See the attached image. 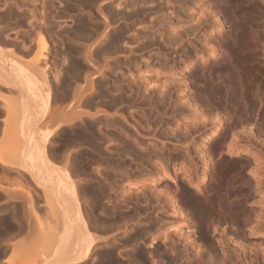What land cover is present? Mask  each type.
Segmentation results:
<instances>
[{
    "label": "rangeland",
    "instance_id": "1",
    "mask_svg": "<svg viewBox=\"0 0 264 264\" xmlns=\"http://www.w3.org/2000/svg\"><path fill=\"white\" fill-rule=\"evenodd\" d=\"M9 1L11 2L12 0H9ZM22 1L18 0L19 4ZM24 1L27 2L28 5ZM24 1H23L24 3L23 2L21 3V5L22 6L25 5L24 8L26 7L27 9H29V10L31 9L32 10V11L30 10L31 12L25 11L27 13L26 18L24 19V20H26V22L29 21L31 19V17H32L29 14H31V13L33 14V12L35 13V11L38 14L37 9H39V8H42V11H43V8L46 7L47 9L44 8V9H46V10H44L46 12L43 11L44 13H47V11L50 9V7L52 9L54 8L53 10L54 11L56 10L57 12H58V10L59 11H62V10L64 11V8H65V11L61 12V15H57V14H60V12L59 13L56 12V15H55V12L52 11L51 9H50V11H48V14L50 12L49 15H51V18H49L50 17L49 15H47V16L44 15L45 16V20H47L45 26L47 27V26H49L51 24L50 27H54L55 28L54 30H52V28L48 27L50 30L54 31L53 32L54 35L46 27H44V29L46 28L47 29L46 31L49 34H47L45 32V30L43 31V33H45L44 34L45 36L49 35V36H47V37H49L48 39L52 38L53 39L52 41H54V42L57 41L58 42V45H56L57 42L56 43L53 42L54 43L53 46H55V48L53 47L54 51L52 52V55L54 57V55L57 54V53H55V50H56V52H58V54H61V55L65 54L64 56H66L67 53H69L68 51H67V53H65L66 50L71 47V46L64 47V46H66V45H64L66 43V41H67V43L68 42L70 43V41H71V43L69 45L72 44L77 49L80 48V46L82 44H84V45H86V47H84L82 45L84 48H88L89 47L90 49H88V50L92 49L91 51H93L95 46H97V44H99V42H98L99 41V37H100L99 33L101 31V25H103V22H104L103 21L104 19H102L103 16L101 15V13L99 11L98 6H101V5L105 6L106 4L109 3L110 9H111V6H112V9L114 8L113 9L114 11H117L119 9L118 12H120V10H122L124 8L121 11L122 13L121 12L119 13L121 15V14L127 13L129 11V10H127L128 7H126L124 5V2L127 1L129 3V1L131 2L132 0H126V1L125 0H95L94 1V3L92 5L93 6L95 5L94 9L99 11V12L97 13L98 14L97 15L96 14L97 11L95 12V10L93 9V13H91L90 16H92V14H93V16L94 15L95 16L91 17V22L92 23L93 22L94 23H98L100 25V29L94 31L95 36H96V37L94 36L96 38V40L94 42H96V43H92L93 42L92 40H93L94 37H92L93 36V33H92L93 30L92 31L89 30L90 27H88L87 31L88 30L91 31L92 34L89 31H88L89 33H86V34H85V32H87V31H85L84 34H82V33L81 34H76L75 31H77V29L73 28V26H76V28L79 27L81 18H83V16L86 17V15H87L86 19L88 18V14L90 12H92V10H90L92 5L90 7H88V10H87V7H86L85 10L81 9L84 13L87 11L85 13L86 14L85 15L81 10L75 9V6H76V8L79 7V1L80 0H78V1L77 0L76 1L75 0L74 1L73 0H50V2H48L49 0H47V2H46V0L45 1L44 0L43 1L42 0H24ZM41 1L45 2V3H48V5H46L45 3L42 4ZM103 1H104L105 5L103 4ZM112 1L115 2V5H112V4H114ZM119 2H122L123 5H122V3L120 5H117ZM144 2H147V4L145 3L147 5V7H146L147 9L145 8L146 5H143ZM144 2L141 4V7L143 6L145 8V9L142 8L144 13L139 15L138 17L136 15H134L135 17L133 18V16H131L132 18L130 19V18H128L130 16H128L127 18L130 19V20H128L126 17H121V19H127L128 21L127 20H121L120 18L119 19L116 18L118 20V22H117V20L115 21L114 17H113V19H111V22H112V24H113V26L115 28H120L122 26L125 27V25L127 26V24H128L126 29H127V31H130V32H128V33L126 32L127 34H125V36L123 37L124 38L123 40H125V41L121 40V41L118 42L120 44L116 43V45H114V47H112L111 50L104 51L100 55H95V57H96V59L98 61L102 60L101 61L102 65L100 64L101 65L100 67H103L102 69L104 71L107 70V71H105V74H100L99 75V73L102 71V70H100L101 68H99V67H98V69L100 71L97 70V72H96L97 67L95 66L96 65L95 63H97V65L99 66V62H96L97 60L94 57V60H95L94 64L95 65L92 66L93 69H91V70L94 71V69L96 68L95 72L93 74L96 73L95 75H97V73H98L97 79H96V77H93V75L89 76V78L91 77L92 79H95V81H97V80L99 81L98 82L99 84L95 83V85H98V86L102 85V86H100V88L103 90V92H101L103 95H101V93H100L101 89H99V87H97V89L93 93L95 95H92L93 97L90 96L91 100H93L92 98L95 99V101L93 100V103H92V105H94V106H92L90 108L92 111L90 109H88V110L91 111V112H94V109L97 106H98L97 108H99L100 104H101L100 108L99 109L96 108L95 110H101V109H104L107 106V108H105V110H103L104 112L101 111L102 113L100 114L101 115L100 119L98 118V120L94 121L95 125L98 124V125H96V127L98 126L97 133L101 135V136L100 135L98 136L99 143H100V141L103 142V140L105 139L104 140V144L102 143L104 145V147L100 146L101 143H100V145L98 144V146H100V150H102L101 152H103V153H101L100 151L99 152L101 153V155L105 154V156L104 155H102V156L96 155V158L100 157V159H98V158H97V160L94 159L90 163H95L98 166H96L94 164H91L92 168L91 167H89V169L86 168L88 171L85 169L87 172L84 171V170L82 171V174L84 172H86V174L84 173L85 174L84 178L82 177L83 175L80 174L81 177H76L75 179L80 184V188H81L80 192H81V190H84L83 191L84 193H85V191L86 192L88 191L87 194H89V196L90 195L94 196V193L95 192L98 193V191H99V194H96L94 196V199L92 198V200H91V198L86 196V193H85V195H83L84 193L81 192L82 196H83V201L86 200V202L82 201V206L84 205L83 209L85 210V208L88 209V208L91 207V209H89V210H91L90 212H92L90 218L95 216V217H93L95 219L92 218V220L94 221V220L97 219L96 223L99 220L100 224L98 223V225H100V226L103 223V225H102L103 229L107 228V229H105V231L108 230V227H107L108 225L112 224L111 226L113 227V224L116 223L115 224L116 227L114 226V228L116 230H112L113 231L112 232L111 229H114V228L109 226L110 230L106 231L104 233L102 228H98L99 229L98 233H99V231L103 232V233L100 232L101 235H103V236H99L100 239L102 238V240H103L102 242L103 243L98 242L100 247H99L98 244L95 245L96 247H94V254L97 252L98 248H100L99 251L101 250L100 253L102 252L103 249L106 250L107 253H106V251L103 250V252H102L103 255H100V253L98 251V253H96L95 257H94L96 259V261L92 257V259L90 258V259L86 260L87 262L86 261L85 262H86V264H89L88 262L90 260H92V261H90V264L94 263V261H95L94 264H101L99 262L100 259L98 261V259L96 257V256H98V258L102 257V260H101L102 264H103V261L105 263L109 264L108 263L109 260H110V264H116L115 263L116 259H114V258L117 256V261L116 262H118V260H119V262L117 264H119L120 262H121L120 264H122V262H124V264L125 263L128 264V262H130V264H131L132 260H133L132 264H137L139 261L142 263V262H144V260H145V262L142 263V264H145V263L146 264H187V263H190V262L195 264V262L197 260L196 258H198V256L195 257L193 255L194 253H196V252L192 251L194 246H192L190 244L193 241L194 244H196V243L198 244V247H199V244H201L200 245V249L202 250V254H203L202 257H204V258L206 257L205 258L207 260L206 264H213V263L218 264V259H220L221 257L220 256L217 257V255L214 256L215 253L213 251H215V250H212V247L210 248V245L212 243L215 244V245H218L219 239H222L221 237H223V235L225 234L224 233L225 231L222 232V230L225 229V228L228 229L229 227L233 228L234 224L223 222L221 219H219L220 214H215V213L213 214V213L208 212L209 210H207V207L205 206L206 202L203 201L204 190L205 189L209 190L211 187H213L217 183L216 181H218L220 178L222 179V181L224 179H226V178H227V180L228 179L230 180V178H232L231 181L234 180L233 177L237 173V170L239 168H240L239 171H240L241 175L243 173L247 177H249L251 182H252V180L255 181V182H253V185H254V183L256 185H258L257 183L261 179L264 180V177L260 176L263 173V171H264V169H262V167L264 166L263 165L264 164V154L262 152H259L258 150H257V152H256V150H254L253 153L252 152L251 153L250 152H246L245 149L246 148H250L248 145H244L243 149H240L241 151H239V152H235L234 150H230V151L227 150L226 148L223 147L222 139H220V138H222L220 134H221V131H222L224 125H225L224 124L225 121H222V122L216 124L215 126L214 125L211 126V121H213L212 119H215L214 117H216L217 119L214 120V122L215 121L217 122V120L219 119L218 117L219 116L220 117L223 116L224 114H222V113H225L226 110H229L231 106L229 104L230 102H229V98H227L228 95L226 94L225 88L224 87H219V85L216 86V84H215V86L213 85L215 87V88H213L212 84H214V83H211V82L207 81L206 78L203 79L204 76H205V74H203V73L205 71H207V69L209 68L208 66H211V65H214V64L216 65L218 63V61L220 60V56L217 55L218 51H216L217 50L216 49L217 45H216L215 41H216L217 36H220V34H222V33L225 34V35L229 34L228 36H230V33L231 34H233V33L236 34L237 33V31H235V32L232 31L233 30V25H235V24L232 25L231 22L234 23L233 22L234 19L231 20L232 17L230 16L231 19H230V17H228V21L227 22L224 21V19H223L224 18L223 11L215 9V7L217 5L215 2H217V0H170V1L169 0H153V1L151 0V3H153V5L150 4V3L148 4V2H150V1H144ZM49 3L50 4L53 3V6H51L52 4L50 5ZM19 4H18V6L21 7V5H19ZM38 4H40V5H38ZM63 4H64V7H62ZM65 4H67L66 7L70 6V8L68 7L69 9L67 8V10H66ZM73 4H74V6H73ZM77 4H78V6H77ZM213 4H215V5H213ZM0 5L2 6L3 2H1ZM42 5H44V7H41ZM151 5L153 7H154V5H156L155 8H154L155 11H154V9H152ZM113 6H115V7H113ZM116 6H121V7L117 8V10H115ZM34 7L36 8V10H35ZM58 7H59V9H58ZM262 7H263L262 4L257 6L255 8L256 10H253L251 12V15L248 17V20H249V24L251 25V27L254 30H256L257 33H259L260 35L264 36V12H263V8ZM61 8H63V9H61ZM80 8H81V6H80ZM102 8H104V7H102ZM102 8H101V11H102ZM125 8H126V10H125ZM212 8H213V10H212ZM74 9L77 10V11H75ZM128 9H130V7ZM69 10H72V12L69 11ZM103 10H105V9H103ZM144 10L145 11L148 10V11L145 12ZM51 11H52V14L55 15V17H53L54 15L51 14ZM219 11H222V13H220ZM94 12H95V14H94ZM211 12H213V13H211ZM105 13H106V10H105ZM65 15H67V16H65ZM80 15L81 16L83 15V16L81 17ZM100 15H101L102 18L99 19ZM38 16H39V14L35 15V17H37V18H38ZM71 16L73 17V19H77V22L75 20H73ZM76 16L78 18H80V19L75 18ZM190 17L192 18L193 22L190 21V19H191ZM37 18L33 19L34 22L36 20L37 21L39 20V18L38 19ZM27 19H29V20H27ZM101 19H102V21H101ZM153 19H154V21H153ZM48 20L51 21V23ZM56 20L59 21V23L56 22ZM112 20H114V22ZM150 20H151V22H150ZM182 20H184V21L186 20V23H188V24L185 25L186 23L184 21H182ZM188 20L190 21V24H189V22H187ZM229 20H230V22H229ZM198 21H200V22L202 21L200 27H198L197 29L196 28L193 29L192 26ZM99 22L100 23L102 22V24H100ZM115 22H117V24H116L117 26L114 25ZM149 22H150V24H149ZM169 22H171L172 24L169 23ZM180 22H182V23H180ZM48 23H49V25H48ZM119 23L122 24V25L120 26ZM183 23H185L184 26H188L189 25V27H190V25H192L191 28L185 27L186 28V31H185L186 33L184 32V29L179 30L178 29L179 27L176 28V29H178L177 31H181V33L183 31V33H182L183 36L182 37L184 38V40H183V38L180 37L181 38V42H180V41L177 40V39H179V37H175L178 43L175 41V38L172 41L173 37L176 34H175V32H170V31L168 32V28H169L168 26H171V25L173 26L174 24H175L174 26H176L178 24H180L178 26H182ZM10 24H12L11 21H10ZM54 24L55 25H59L60 24V27L57 26V29H56ZM112 24L110 23L111 26L109 25L107 27L106 31L107 30L113 31V29H115V28H113ZM24 25H25V23H24ZM24 25H22V26H24ZM147 25H149V26H147ZM24 27L26 28L28 26H24ZM24 27H20V28H24ZM163 27H164V29H163ZM8 28H6V30H4V32L6 31L10 35L11 33H9V31H7V29L11 30L10 32H12V36H13V34L15 36L16 34L13 33L12 29H15L17 27L10 25ZM62 28H64V31L61 30ZM67 28H69V29L71 28L72 30L71 29L69 30ZM145 28L146 29L148 28L149 30H151V32H148L149 31L148 29H147V31H145L146 30ZM152 28H153L154 31L156 29L159 30L158 28H160L161 29L160 31H157V30L156 31L160 34L161 37H158L159 35L157 33L155 35V37L152 38L151 37V35H152L151 33L154 32L152 30ZM189 29H191L190 32L192 34L190 32H188ZM56 30H59V31H56ZM65 30L67 31V33L65 32ZM143 30H144V33H143ZM163 30H167V31L163 32ZM70 31H72L71 34L73 33L74 36L71 35V37H70V34H69ZM132 31L134 33H131ZM29 32H31V31H29ZM56 32H57V34L61 33L62 35L60 34L59 35L60 37H58ZM135 32H138V33L140 32L141 34L139 33L140 34L139 35L138 33H135ZM145 32L147 33V39L150 40L151 42L150 41H146L147 39L144 38L143 34H145ZM226 32H228V33H226ZM36 33L37 32L35 31V33L33 34V35H35V38H36V36L39 35V34L36 35ZM65 33L67 35L69 34V36H67ZM148 33L150 34V36H149ZM169 33H170V36L175 34L173 37H170L172 42L169 40L170 39L169 38ZM184 33L185 34H187V33L189 34L190 33V35H187L185 37ZM17 35L19 37V36H21V33H19V34L17 33ZM76 35H78V36L82 35V36L80 38V36L78 37ZM234 35H231L230 37H232ZM62 36L64 37L63 39H62ZM138 36H142L144 39H142L141 37H139L140 38L139 39ZM65 37H66L67 40L65 39ZM133 37H134V39H133ZM150 37L152 38V40H155L154 42H156V43L153 42V44H152V40H151ZM82 38H84V40H85L84 42L85 43H83V39ZM137 38H138V40H137ZM187 38L190 39V40H186ZM77 40H79V41H77ZM80 40H81L82 43L80 42ZM143 40H145V41H143ZM168 40H169V42H168ZM62 41H63L64 44L62 43ZM73 41L75 42L76 45L73 44L74 43ZM108 41L109 40L104 42L102 45H99L98 47L103 49V46L107 45ZM126 41H128V42L130 41V42L129 43L127 42V44H125L124 42H126ZM174 41L176 43H174ZM204 41H207L208 44L204 43ZM77 42H79V43H77ZM131 42H133V43H131ZM141 42L143 43V45L140 47ZM121 43H124V44H121ZM147 43H149V44H147ZM91 44H92V48L90 47ZM213 44H214V47H211ZM117 45H119V46L123 45L124 47L123 46H120V47L124 51L121 48L119 49V46H117ZM144 45H147V47L144 46ZM204 45H206V46H204ZM73 46H72V48H73ZM143 46L146 47V48H144ZM129 47H130V49H129ZM131 47L134 48V51H133L134 53L131 51ZM206 47L208 48V50H207ZM210 47L213 48V49L210 50ZM204 48L206 49V51H205ZM80 49H78V50L80 51ZM78 50H77V52H74V54H77V55H75V59H76V57H79L81 59V61L87 66L86 68L89 69V67H88L89 63H87V61L85 62V60H82V58H85L84 56H82V55H84V53L82 52L83 48L81 49L82 51H80V53L82 52L83 54L82 53L80 54L78 52ZM86 50L84 51L85 53L88 51V50L87 51ZM117 50H119V51L121 50V51L120 52L118 51L119 53L115 52ZM135 50H137V51H135ZM62 52H64V53L62 54ZM213 52H215V53H213ZM114 53H117V54H114ZM132 54H133V56H132ZM61 55H55V56H57V57H55V59H58V57L60 58V59H58V60H61L60 63L63 62L62 61L63 59H61V57H63V56H61ZM81 56H82V58H81ZM100 56H102L101 60L99 59ZM80 59H78V61H76V62L82 63L81 61H79ZM68 60H66V62L64 64L62 63V66L60 64L61 68L63 67V65L68 64L67 63ZM103 61H104V63H103ZM213 62H215V63H213ZM60 66L58 68H56V69H52V71L55 70L54 72L58 73V74H59V71H61V70L64 72L63 68L61 69ZM204 66H207V67L204 68ZM71 67H72V65H71ZM74 67H75V70L78 68L76 65H74ZM58 69H60V70H58ZM56 70H57V72H56ZM62 71L60 72L59 76L61 74L63 75ZM106 72H108V73H106ZM51 73L53 74V72H51ZM201 73H202V76H201ZM81 74H82V76H81ZM127 74H130V75H127ZM55 75H57V74H55ZM55 75H53V76L55 77ZM62 75L60 77H58V75H57L55 78L58 77V78L61 79ZM79 75L80 76H78V77H80V78L78 80V77H77V82L80 81L79 83L82 84V85L80 84V86L83 87L85 85L86 81L88 82V79L86 77H84L85 75H84L83 71L82 72L80 71ZM103 75H104V78H103ZM116 75H118V76H116ZM133 76H134L135 80L132 78ZM65 77H67V76L65 75ZM99 78H100V80H99ZM140 79L143 80V81H141ZM84 80H85V82H84ZM127 80L130 82V83L129 82L128 83L131 84V86L133 85L131 87V92H129V90H130L129 89V84L126 85ZM131 80H132V83H131ZM136 80H137V82H135ZM204 80L207 81V82H205ZM101 81H104V82L102 83ZM112 81H114V82H112ZM146 81H147V83L151 84L150 86L148 85L149 86L148 90H147V88L144 87L145 86L144 82H146ZM120 82L124 86L120 85ZM116 83H117V85H116ZM208 83H211V85L210 84L208 85ZM49 84H50V82H49ZM118 84L120 85V87H117ZM86 85H87V83H86ZM86 85L84 87H86ZM103 85H105L104 88H102ZM115 85H116L117 88H120L118 93H117V90L114 91L116 89V88H114ZM49 86H50V89L52 90L51 85H49ZM125 86H128V87H125ZM3 87L4 86H1L0 90L5 91V92L7 91L8 93L10 92V93H13V94L16 92V90H14V89L13 90L12 89L9 90V88H7V87L3 88ZM122 87H123V89H121ZM133 87L135 89H137V88L138 89L135 90ZM157 87H159V88H157ZM113 88H114V90H113ZM125 88H128V91H126ZM107 90H108V92H107ZM158 90H159V93H160V91L164 90L165 94L164 95H162L163 93L159 94ZM132 91H133V93H132ZM199 91L203 92V94L199 93ZM204 92H206V94L208 92H210V96H208L209 93L207 94V96H205L206 94ZM50 93L52 94V91ZM108 93H109L110 97L108 96ZM136 93H138V94H136ZM167 93L170 94L171 97L169 96V98H171V99L167 100V97H168V95L166 97ZM200 94L204 96V102H206L207 104L209 102H211V103L208 104V106H210V108H204L203 109L201 106H198L197 104H195L197 102V100L195 101V99L197 98L196 96H199ZM127 95H129V96L127 97ZM95 96L97 97V99L95 98ZM98 96H101V97L103 96V97L102 98H100V97L98 98ZM104 96L105 97L108 96V97L105 98ZM111 96H112V98H111ZM123 96L126 97V99H123ZM163 97H164V99L165 98L166 99L164 100ZM207 99H210V101L209 100L207 101ZM109 100H110V102H108ZM117 100H119L121 102H118ZM96 102L99 103V104H96ZM108 103H109V105H107ZM197 103H199V101ZM103 104H106V106L103 105ZM115 104H116V106H115ZM95 105H97V106L95 107ZM102 105L104 106L103 108H101ZM199 105H200V103H199ZM211 108H213L214 111ZM206 109H208V110L210 109V110L208 111ZM47 111L45 112V114H43L44 118L50 113L49 112L50 111V107H49V109ZM211 111H213V112H211ZM209 112H211V113H209ZM53 114L54 113H52L51 115H53ZM216 114L217 115L220 114V115L217 116ZM43 117H42V119H44ZM109 117H111V119H109ZM8 119H9L8 122H13V121L16 120L15 118H11V117L8 118ZM42 119H41V121H42ZM108 119H109L110 122H112V125L110 124ZM106 121L111 126L109 124H107V123L103 124ZM115 121H116V123H114ZM176 122H178V123H176ZM102 124H103V126H102ZM176 124H178V125H176ZM40 125H42V124H40ZM216 126L217 127L220 126V127L217 128ZM41 127H43V125ZM100 127H102L101 131L99 130V129H101ZM109 129H110V131L112 130L113 133H114V130H115V133L117 132V134L114 133V135H115L114 139L112 138L113 137V133L110 132ZM215 129H216L217 132H215ZM110 133L112 134V136H110L111 135ZM116 135H118L117 136L118 138L116 137ZM119 136L121 137V139L118 141L116 139H119L120 138ZM100 137H102L101 140H100ZM115 137H116V139H115ZM111 139L114 140V141H112ZM108 140H109V142H108ZM110 140H111V142H110ZM219 140H220V142H219ZM93 142L94 141H92V144H91L92 147L90 145L86 144V143H84V144H86V146L82 144L81 147H80V150L82 151V149H83V150L87 151V149L90 148V147H91V149L95 150L94 148L95 147L97 148V145L93 147V145L95 143V142L94 143ZM105 142H107V143H105ZM122 142L125 143V145ZM261 142L262 141L260 139L256 142L258 147L261 145ZM121 143L123 144V148L126 146L125 149L127 151H128L129 148L131 149V151L129 149L130 153H129V151H128V153H125L127 151L121 147L122 146ZM220 143H221V146L220 145L218 146V144H220ZM87 145L90 146V147H88ZM118 145L120 147H117V149L121 148L123 150L118 149V151H117L116 150V146H118ZM130 145H132L133 148H132V146L129 147ZM217 146L220 147V148L223 147V150H222L221 154L223 156L225 155V158L223 157L222 160H226L227 158H229V160H230L231 158H233V159L230 160L231 162L228 159L226 161L218 160L221 154L219 153L220 152L219 151L220 148H218ZM101 147L102 148L106 147L105 148V149H107L106 152L103 151L105 149H101ZM113 147L115 148V151H113L114 150ZM110 148L112 150H110ZM216 148H217V150H216ZM120 150H121V153L123 152L122 154L119 153ZM112 151L114 153L117 152V153L114 154V156H116V154L118 156V153H119V156L123 155V157H119V156L117 158L114 157L112 155L113 153H111ZM132 151H133V153H135L133 156L130 155V154H133V153H131ZM82 152H84V151H82ZM255 152H256V156L259 155L260 153H262V154H260L258 157H256V156H253L255 154ZM110 153H111V155H110ZM9 154L10 153H8L7 155H9ZM7 155L5 153V158L6 159H7V157H6ZM137 155L141 159V160L139 159V161H140L139 163L137 161V158H139V157H137ZM154 155H157L159 157L161 156L160 159L156 156L157 161L160 160V162H161L159 164V167L155 166L156 164H158V162L155 160L156 158H155ZM141 156H143V158ZM150 156L153 157V159L156 161V163H155V161H153L155 164L153 162H151L152 158ZM260 156H262V157H260ZM9 157L10 158H12V157L14 158V156H12V157L9 156ZM112 157H114V158H112ZM149 157H150L149 160L146 159V158H149ZM107 158L108 159L112 158L111 159L112 161L108 160ZM220 158H222V157H220ZM242 158L243 159L245 158V159L243 160ZM255 158H257V159H255ZM114 159L115 160L118 159V160L116 162H114L115 161ZM246 159H247V162H245ZM14 160H15V158H14ZM95 160L97 162H95ZM120 160H122V161H120ZM143 160H144V163L141 162ZM240 160L243 161V162L240 163L241 162ZM101 161L103 162V164L105 162H108L109 164L106 163V164L103 165L101 163ZM145 161H146V163H145ZM213 161H215V162L222 161V162L220 164H219V162L215 163L216 164L215 165ZM227 161H228V165H227ZM236 161L237 162L239 161L240 167H238V163ZM10 163L12 164V162H10ZM10 163H8V164H10ZM13 163L15 164L16 161L13 162ZM119 163H120V165H119ZM123 163H124V166L122 165ZM176 163H177V165L179 164L180 168H179V170H177V174L175 176V175H172L173 174L172 171L175 170ZM224 163H226V164H224ZM246 163L247 164L251 163V164H250V166H247L246 169H245V167H243V169H242L241 168L242 167L241 164L242 165L245 164L244 166H246L247 165ZM8 164H7V167L9 166ZM107 164H108V166L112 165V164L115 165V166L112 165L113 169H114V167L115 168L118 167V170L114 169V171H113V169H111L112 168L111 166H109L111 168H108V166L106 167ZM144 164H145V166H144ZM146 164H147V167H146ZM212 164L214 166H212ZM217 164H218V166H217ZM1 165L2 164H0V168L1 169L4 168V170H5V171L2 170V172L3 171L6 172L10 167H12L13 169H16L14 166H9L7 168L6 165H2V166ZM101 165H103V166L99 167ZM219 165H221L223 167L221 168V166H219ZM234 165H236V167ZM160 166H162V167H160ZM226 167H228V168L230 167L229 170H228V174H227L228 176H226L225 174H220L221 172L225 173V171H227ZM237 167H238V169H237ZM162 168H164L166 170V171L164 170L165 173L163 172ZM158 169H159V171H157ZM160 169H162L161 173H160V171H161ZM241 170H242V172H241ZM18 171L23 173V175L27 174V176L31 178L30 180L32 181V184L23 182L22 181V177L23 176L20 177L22 175L21 173H18V175L19 174H21V175L15 177V175H17V173H15L16 171H13V170L7 171V172H9V175H6L7 172L4 173L5 177H7V179L5 177L1 178V177H3V175H1L0 176V213L7 212L10 208H13V209H15V207H16V209L18 208L17 211L19 210L18 212L20 213V215L13 216L14 219L12 221H14L15 223L18 221V223H19L18 225L19 226L16 225L14 222H12V226L14 228H16L15 226H18V227H20V229H22V228L25 227V223H27L28 226H29V229H30V225L32 223H36L37 224V239L35 241H29L28 244L25 243V244H23L21 246H18V245L14 244L10 252H9V249L7 247H5V245H0V264H3V263L6 264L5 260L8 259V258H11L13 260L14 264H16V263L17 264H40L42 262L41 261L42 259L48 258V254L43 256L42 253H44V250L45 251H48V250L52 251V249H54L56 247L54 245V242L56 243V239H57L56 236H58V237L60 236L59 235L60 232L58 231V226L61 223L60 220H59L60 219V215L58 216V214H60L59 213L60 211L57 212L58 214H56V217L52 215L53 213H56L55 211H58L60 208H58V206H56L58 208V210H57L56 207H55L56 204L53 205L54 207L53 206L49 207V204L52 203V200H51V202L49 201L50 202L49 204H48V200H45L46 198L44 200L47 201V202H45L43 200L45 195L42 194V191L44 193L45 190L42 187H39L41 190L38 187H36L35 182H33L34 179L32 178V176L29 173H27L26 171L21 170V169H19ZM89 171H91L92 174L91 173L89 174ZM233 172H234V174H233ZM13 173H15V174H13ZM162 173H164L166 176L163 175ZM203 174H205V175H203ZM86 175H91V176L86 177ZM162 175H163V177H162ZM167 175H168V177H167ZM222 175H224V176H222ZM152 176H153V178H152ZM242 176H244V175H242ZM173 177H174V179H173ZM186 177L187 178L190 177L189 178L190 180L188 181V179ZM218 177H220V178H218ZM78 178H79V180H78ZM107 178H109V180L111 182L108 181ZM191 178H192V180H191ZM217 178H218V180H217ZM221 179H220L219 182H221ZM120 180H122V181H120ZM124 180H125V182H123ZM128 180H129V184L133 186V188H132L129 185L130 186V187H128L129 190L131 188L134 189L135 188L134 186L138 187L139 182H140V192H143V190L141 191L142 187L146 191L145 193L143 192L144 193L143 196L145 197V199L142 196L143 193L139 192V188H138V191L135 190V189L134 190H130V191L131 192H135V193L137 191L138 192L137 194H139L140 198L138 197L137 194H135V195L131 194L130 191H129L130 193H128V195L125 194L126 192H128V188H127ZM112 181L114 182V184H112L114 186H111V183H113ZM191 181H192V183H191ZM100 182H102V183H100ZM85 183H86V185H85ZM120 183L122 184V186H124L126 184L124 186V189L122 188V186L120 187V185H119ZM141 183L142 184L145 183V184L141 185ZM163 183H165V184H163ZM229 183H231V182H229ZM100 184L101 185L104 184L103 186H101L102 188L100 187ZM161 184H162V186H161ZM166 184H168V185H166ZM191 184H193V185H191ZM196 184H197L198 187L195 186ZM90 185H92V187ZM164 185H165L164 190H161V189H163ZM170 185H172V186H170ZM86 186H88V187H86ZM97 186H99L98 189L96 188ZM215 186L213 187L214 189L211 188L212 190H209V191L216 193V191H218V190H216L217 189V185H215ZM104 187L107 188L106 191L110 192V194L107 193L106 191H104L105 190ZM166 187L169 188V189H167L168 191L171 190V189H174V190L176 189L175 193H174L173 190H171L172 193H169L170 192L169 191L168 192L169 194H168L167 192H165V191H167ZM172 187H174V188H172ZM254 187H255V185L252 187L253 189L250 188L251 189V192L249 190L250 194L248 193L249 199H252V200H250L249 204L251 206L253 205L254 209L258 212L259 210L262 209V207H261L262 204L261 203H263V202H261V201H264V191L261 192V189H256ZM100 188H101V190L104 189L103 190L104 192L100 191L99 190ZM159 188H161L160 189L161 194L164 191L165 195L167 193V195H169L170 197L169 196H165L164 194H163L164 196L162 195V197H161V194H158V192L160 193ZM32 189H34V190H32ZM120 190H122V191H120ZM125 190H127V191L123 192ZM1 191L4 194L1 193ZM28 191L30 192V194L32 193V197H33V195H34V197L37 196L38 201H37V199H35L36 197L35 198L33 197L30 200H26V199H29L28 198L29 196L27 195ZM39 191H41V193H39ZM93 191H94V193H93ZM89 192H91L92 194L89 193ZM119 192H120V194H119ZM151 192L153 193L154 197L156 196L155 195L156 193L158 194L157 195L158 198L160 196L159 199H157V196H156V198H152L151 200L154 199L152 202L154 203L156 200H159L161 203L159 201H156L154 204H152L150 202L151 201L150 198L153 196V195H150V194H152ZM16 193H19V195H20L19 197L20 198L14 197V195H16ZM106 193H107V195L109 194L107 198L105 197V195H103L104 199L103 198H98V197H103L102 194H106ZM41 194L44 195V197H42ZM100 194H101V196H99ZM124 194L127 197L129 195L130 196L132 195L133 197L135 196V198L133 199L132 196H131L130 198H127V199H130L128 201L126 200V197H125V199L124 198H119L118 199L119 195L122 197V196H124ZM188 194H190V196H187ZM218 194H219V191H218ZM218 194L216 195V198H217V196L218 197L220 196V194L219 195ZM145 195H147V196H145ZM148 195H149V197H148ZM93 196H90V197H93ZM109 196H111V197L113 196V197L111 198ZM86 197L89 198V199H87ZM146 197H148L147 200H146ZM166 197H169V198L167 199ZM188 197L189 198L192 197V198H194V200H192V198H191V200L188 199V201H187L186 198H188ZM108 198H109L108 201L111 200L110 202H107ZM137 198H139L140 200L137 199ZM33 199H34V201H36L37 204H31V205H29V207H26L25 205L30 204L29 201H31ZM98 199H100V200H98ZM135 199H137L139 201L135 202ZM195 199H196V201H195ZM90 200H91V202H90ZM93 200H94V202H93ZM97 200L99 202L100 201L103 202L105 200L103 202V203H105V205L102 204V203H98ZM118 200L120 201L119 202L120 204L123 202L122 200H125L124 202L127 201L128 203L127 202L126 203L123 202L126 205H124L122 203L123 206H126V207L121 209L120 207H123V206L119 205V204H116L114 206L115 207L114 208L112 206V204L114 205L115 204L114 202L115 201L117 202ZM143 200H145V202ZM170 200L174 201V203L176 202V204L174 205L175 207H173V204L171 203ZM34 201L33 202L31 201V203H35ZM43 201L45 202V204H44ZM141 201H143V202H141ZM191 201H192V203H191ZM92 202L94 204L95 203L100 204L103 209L100 206H99L100 208L99 207L98 208L95 207V206H98L96 204H95V206L91 205ZM138 202H141V203H138ZM148 202H150V203H148ZM158 202L161 205H158ZM24 203H26V204H24ZM53 203H55V202H53ZM107 204H109L111 208L113 207V209L110 208L111 210H113L112 211L113 212V216L110 213H108V212H110V210H109V207H108L109 205L107 206ZM171 204H172V206H170ZM45 205H47L48 208H46ZM117 205H119L120 207L117 206ZM30 206H31V209H30ZM106 206L108 207L109 211L105 210L107 208ZM19 207H20V209H19ZM32 207H33V209H32ZM94 207H95V209H97L98 213H97V211H95ZM40 208H45L47 210V212H48V215L44 216V217L42 215H40L38 213V209H40ZM52 208H53V211H52L53 213H51V210H50ZM29 209L32 210L33 213H32V211L29 212L28 211ZM132 209L133 210L136 209V210H140V211H134L133 212ZM174 209H176V210H174ZM99 210H100V212H99ZM102 210H104V211L102 212ZM116 210H117V212L120 211V213H118L117 216L119 214H120V217L123 216L122 219L118 216L121 220L118 219V217H116V213H117ZM122 210H123V212H122ZM105 211L107 212L106 214H105ZM35 212H37V213H35ZM124 212H125V217L128 215V217H126V219L128 218L127 220L124 219L125 218L124 217ZM114 213H115V217L116 218L114 217ZM121 213H122V215H121ZM34 214L36 215V217H38V216L39 217L36 218L34 216ZM102 214H103V216L105 218L101 216ZM107 214H110V216L107 215ZM129 215L132 216V217H130ZM263 215L264 214H262L261 216H263ZM107 216L110 219V221L107 218ZM17 217H18V219H17ZM112 217L115 218V219H113ZM103 218H104V220H103ZM15 220H17V221H15ZM122 220H125V221H122ZM7 221L9 222V220H7ZM103 221H105V222H103ZM106 221H107V223L110 222V224L109 223L107 224ZM262 221L264 222V220H262ZM257 222L259 223V221H257ZM105 223H106V227H104ZM216 223H218V224H216ZM40 224H41V226H40ZM117 225H118V228L121 225L119 229L117 228ZM215 225L217 226V229H216ZM60 226H62V224ZM2 227L6 229L7 225H4V224L0 223V228H2ZM166 228H167V231H166ZM40 229H43L42 233H41ZM91 230L94 231L95 229L92 228ZM262 230L264 231V228ZM262 230H261L260 233H258L256 235H250L249 237L247 236V239H245L247 241L245 242V240H244V242L247 243V244L253 243V242H254L253 244L260 243L261 242L260 240L264 239V232ZM95 231H97V230H95ZM165 231L167 232L166 236L163 235V233H166ZM1 232L2 231H0V234H1ZM134 232H135V234H134ZM246 232H248V231H246ZM43 233H45L44 234L45 237L43 236V240H42L41 235ZM246 234L248 235L249 232L246 233ZM127 236H128V238L130 237V239L126 238ZM133 236H136L135 239H137V240L133 239ZM164 236H165V238H164ZM227 236H226L227 237L226 239H229V237H230L231 239L234 238V240H237V239H235V236H233L231 234H228ZM104 237L106 238V240L103 239ZM123 237L126 238V240ZM224 237H225V235H224ZM118 239L125 240L124 242H127V244L123 243V241L118 240ZM127 239L130 242H128ZM49 241H51V242H49ZM58 241L59 240H57V242ZM118 241H120V242H118ZM135 242H137V243H135ZM47 243L48 244L50 243V244L48 245ZM117 243H119V244H117ZM121 243H122V245H121ZM169 243L171 245H172V243H174L172 245L173 247ZM111 244H112V246H111ZM116 244L118 245V247L121 245V247L115 249V247H117ZM135 244L137 246H139V247H137ZM52 245L54 247H52ZM56 245H57V243H56ZM167 245H169V247ZM185 245L188 248V251L189 250H191V251H189L187 254L186 253L179 254L177 251L179 250L180 247H182V246L185 247ZM48 247L49 248L52 247V248L49 249ZM174 247H176V249ZM183 247H182V249H183ZM133 248L136 249V250H133ZM138 248H140V249H138ZM171 248H174L175 250L174 249L173 250H169ZM95 249H97V250H95ZM107 249H109V250H107ZM110 249H113V251H115V254H116V255H113L114 254V252H113V254H112V256H114L113 259L111 257L112 250H111L110 254L108 253V251H110ZM118 250H119V252H117ZM138 250L139 251L141 250L140 251L141 253L139 252L141 255L138 253ZM37 251L38 252L43 251V252L42 253H38V255H36ZM134 251H136V253L134 254V258H133V257H131V256H133L131 254H133ZM170 251H172V253ZM105 253L108 254V255L105 256ZM170 253H171L172 256L176 253L175 255L178 254L180 258L177 259V257L174 256L176 258L172 257L173 260H174L173 261L172 258L170 257L171 255H169ZM94 254H93V256H94ZM117 254L120 255L119 259H118V255ZM137 254L139 255V257L137 256ZM210 254L213 256L214 259L212 258V256ZM108 256L111 257V258H109ZM136 256H137V258H136ZM140 256H144V260H142V257H140ZM210 256H211V258H210ZM107 257L109 258V260H108ZM130 257H131L132 260L130 259ZM208 257L211 260H213L214 262L210 261V259ZM105 258H106V261L104 260ZM250 258H251L250 256L248 258H243V260L240 261L238 264H240V263L241 264H245L246 262L248 264H250V260H248ZM124 259H125V261H124ZM216 259H217V261H216ZM107 260H108V262H107ZM137 260H139V261L137 262ZM176 260L177 261L180 260V261L177 262ZM175 261H176V263H175ZM140 262H139V264H141ZM197 262H196V264H197ZM82 263L85 264L84 262H82ZM231 263H234V260L231 261ZM219 264H220V262H219Z\"/></svg>",
    "mask_w": 264,
    "mask_h": 264
},
{
    "label": "bare ground",
    "instance_id": "2",
    "mask_svg": "<svg viewBox=\"0 0 264 264\" xmlns=\"http://www.w3.org/2000/svg\"><path fill=\"white\" fill-rule=\"evenodd\" d=\"M19 1H22V0H19ZM24 1V0H23ZM22 1V2H23ZM43 1V0H42ZM41 1V2H42ZM45 1V0H44ZM74 1V0H73ZM76 1V0H75ZM78 1V0H77ZM94 1L95 0H80L79 1V7H77L76 8V6H75V9H79V10H85L86 9V7H87V10H88V7H90L93 3H94ZM126 1V0H125ZM144 1H150V2H148V4L150 3V4H152L153 5V3H151V0H132L131 2L129 1V3L126 1V2H124V5L126 6V7H130V9H128L127 8V10H129L127 13H124V14H119L122 10H120V12H118V10H117V8H119V7H121V6H116V8H115V10H117V11H114L113 9H112V6H111V9H110V7H109V3L108 4H106L105 5V3H104V1H103V4L105 5V6H98V8H99V11H100V13H101V15L103 16V18L101 17V15L99 16V19L100 18H102V19H104L103 21V25H101V31H100V37H99V44H97V46H95V48L93 49V51H91V50H88V49H90L89 47L88 48H84V47H86V45H84V44H80L81 46H80V48L82 49L83 48V51L80 49V48H78V49H80V51H82L83 53H84V55H82V56H84L85 58H82V56H81V58H82V60H85V62L87 61V63H89V69H87L86 67V65L81 61V59L79 58V57H76V59H75V55H77V54H74V52H77V48H75L72 44L71 45H69L70 43H71V41H70V43L68 42L67 43V39H66V37H65V41H66V43L64 44L63 43V41H62V43L64 44V45H66V46H64V47H67V46H71L69 49H67L66 50V52L65 53H67V51L69 52V53H67V55L66 56H64L65 54H63L64 52H62V54L63 55H61V54H58V52H56V50H55V53H57V54H55V55H61V56H63V57H61V59H63L62 61L63 62H61L60 63V61L61 60H58V59H60L59 57H58V59H55V57H57V56H55L54 55V57H53V55H52V52L54 51V48H55V46H53L54 45V43H56V42H54V41H52L53 39L51 38V39H48L49 37H47V36H49V35H47V34H49V33H47V29L46 28H48V27H50V25H49V23H48V25L49 26H45L46 25V22H47V20H45V16H47V15H49L50 14V12H49V14H48V11H50V9L52 10V11H54L51 7H50V9L47 11V13H44V12H46V11H44V10H46L47 8L46 7H44V5H42L41 7H44V8H46V9H44L43 8V11H42V8H39V9H37V11H38V14H39V16H38V18H39V20L37 21L36 19V21L34 22V18H37V17H35V15H38L37 14V12L35 11V13L33 12V14L31 13V14H29L30 16H32L31 17V19L29 20V19H27V20H29V21H27L26 22V20H24L25 18H26V15H27V13L25 12V11H29V12H31L29 9H27L26 7L24 8V6H22L21 5V3L22 2H20V4H19V2H18V0H12L11 2L9 1V0H0V4H1V2H3V5L1 6L0 5V85L1 86H4V87H7V88H9V90L10 89H14V90H16V92L13 94V93H8L7 91L5 92V91H2V90H0V107H1V110L3 109L4 111H5V113L3 112V110L1 111V114H2V112L4 113V115L3 116H5L4 117V119H2L3 121L1 122V124H0V164H2V165H6V167H7V164L8 163H10V162H12V164L10 163V164H8L9 166H14L15 168H16V170H19V169H21V170H24V171H26L27 173H29L31 176H32V178L34 179V181L33 182H35V184H36V187H42L44 190H45V192L43 193V191H42V194H44L45 195V197H44V195H42V197H44L43 198V200L45 199V200H48V204L51 202V200H52V203L53 202H55V203H50L49 204V207L51 206H53V205H55V207L56 206H58V208H60L59 210H58V208L56 207V209L58 210V211H55L56 213H53L52 211H53V208L52 209H50L51 210V213H53L52 215L53 216H55L56 217V214H58L57 212H59L60 214H58V216L60 215V225L62 224V226H60L61 228H60V233H59V237L58 236H56L57 237V239H56V243H57V245H56V243L54 242V245L56 246L54 249H52V251H45L44 250V253H42L43 251H40V252H38L37 251V254L36 255H38V253H42L43 254V256L44 255H47L48 254V258H44V259H42L41 261V263L40 264H81L82 262H84L85 264H86V260H88V259H92V257H93V259H95L94 257H95V254L96 253H98V251H99V249L100 248H98V250L97 249H95V250H97V252L94 254V247H96L95 245H97L98 244V242H101V243H103L102 241V238L100 239V237H99V233L100 232H102V231H99V233H98V235H96V233H94V231L95 230H97V232H98V228H102V230L104 231V233L106 232V231H109L110 229V227L109 226H111V225H108L107 227H108V230H106L105 231V229H107V228H105V229H103V227H102V225H103V223H102V225L100 226V225H98V223L100 222L99 220H98V222L96 223V220H92V218L93 217H95V216H93L92 218H90V216H91V213L92 212H90L91 210H89V209H91V207L90 208H85V210L83 209V206H82V201H83V196H82V193H84L83 191L84 190H81V192H80V184L78 183V181L75 179L76 177H81V175L80 174H82V171L84 170V171H86L87 169H89V167H91V164H94V165H96L95 163H90L91 161H93L94 159H96L97 160V158H96V155H100V156H102V155H104L105 156V154H102L101 155V153H103V152H101L102 150H100V146H103L104 147V140H103V142H101L100 141V143H101V145H100V143H99V139H98V136L100 135V134H98L97 133V128H98V126L96 127V125H98V124H94L95 122L94 121H96V120H98V118L100 119V117H101V113L102 112H104L103 110H105V108H107V106H106V104H103V105H105L106 107L104 108V109H101V110H95L98 106L97 105H95V109H94V112H91L92 110L90 109L92 106H94V105H92V103H93V100L95 101V99L94 98H92L93 100H91V97H93L92 95H95V94H93L94 92H95V90L97 89V87H99V89H101L100 88V86H102V85H100V86H98V85H95V83H98L99 81L97 80V81H95V79H92L91 77L89 78V76H92L93 75V77H96V79H97V75H98V73H97V75H95V74H93L94 72H95V69H94V71L93 70H91V69H93L92 68V66H94L95 64V66L97 67V69H96V72H97V70H99L98 69V67L99 68H101L100 70H102L100 73H99V75L100 74H105V71H107V70H103L102 68L103 67H100L102 64V60H101V57L102 56H100V60L101 61H98L97 59H96V57H95V55H100L102 52H104V51H108V50H111L112 49V47H114V45H116V43H118L119 41H125V40H123L124 38V36H125V34H127L128 32H130V31H127V29H126V27L128 26V24H127V26L125 25V27H120L122 24H120V28H115L114 26H113V24H112V22H111V19H113V17L115 18V21L117 20V19H121V17H128V16H130V17H128V18H132L131 16H133V18L135 17L134 15H136L137 17L139 16V15H141V14H143L144 12H143V10H142V8H144L143 6L141 7V4L144 2ZM153 1V0H152ZM170 1V0H169ZM25 2V1H24ZM23 2V3H24ZM35 2V1H34ZM33 2V3H34ZM46 2H47V0H46ZM48 2H50V0L48 1ZM53 2V1H52ZM113 2V1H112ZM118 2V1H117ZM25 3H27V2H25ZM43 3H45V2H42V4ZM107 3V2H106ZM114 4H112V5H115V2H113ZM122 2H119L117 5H120ZM147 4V2H144L143 3V5H146ZM217 5H216V7H215V9L216 10H222L223 11V13H224V21L225 22H227L228 21V17H232V19H231V17H230V19L231 20H233L234 19V23H232L231 22V24L233 25V24H235V25H233V32H235V31H237V33L235 34V33H233V34H231L230 33V36L231 35H234V36H232V37H230V36H228L229 34H227V35H225V34H220V36H217V38H216V41H215V43H216V51H218V54L217 55H219L220 56V60L218 61V63L214 66V65H211V66H208L209 68L207 69V71H205L203 74H205V76H204V78L203 79H207V81H209V82H211V83H214V84H212V86L214 85L215 86V84H216V86H218L219 85V87H224L225 88V91H226V94L228 95L227 96V98H229V104H230V109L229 110H226L225 111V113H222V114H224L223 116H219L218 118V120H217V122L215 121L214 122V120H216L217 118L216 117H214L215 119H212L213 121H211V126L212 125H216V124H218V123H220V122H222V121H225V125H224V127H223V129H222V131H221V137L222 138H220V139H222V144H223V147L224 148H226L227 150H234L235 152H239V151H241L240 149H243V146L244 145H248L250 148H246L245 150H246V152H252L253 153V151L254 150H256V152H257V150L259 151V152H262L263 154H264V36H262V35H260L259 33H257L256 32V30H254L252 27H251V25L249 24V20H248V17L251 15V12L253 11V10H256L255 8L257 7V6H259L260 4H262L263 5V12H264V0H217V2H215ZM18 4L19 5H21V7H19L18 6ZM32 4V3H31ZM41 4V3H40ZM40 4H38V5H40ZM46 5H48V3H45ZM50 4V3H49ZM52 4V5H51ZM50 5L51 6H53V3H51ZM27 5H28V3H27ZM37 5V6H38ZM45 5V6H46ZM66 5L67 4H65V7H66ZM122 5H123V3H122ZM151 5V6H152ZM213 5H215V4H213ZM73 6H74V4H73ZM77 6H78V4H77ZM80 6H81V8H80ZM93 6V5H92ZM91 6V9L90 10H92V12H90L89 14H88V18L86 19V17H87V15H86V17H84L83 15V18H81V21H80V24H79V27H77L76 28V26H73V28H75V29H77V31H75V33L76 34H84V32L85 31H87V29H88V27H90L89 28V30H93V36L92 37H94L95 36V33H94V31H96V30H98V29H100V25L98 24V23H92L91 22V17L93 16V14H92V16H90L91 15V13H93V9H94V6L92 7ZM150 6V7H151ZM155 6L156 5H154V7L152 6V9H154L155 8ZM23 7V8H22ZM48 7V6H47ZM62 7H64V4H63V6ZM69 8H70V6H68ZM68 7H66V10H67V8ZM102 7H104V8H102ZM113 7H115V6H113ZM124 7V6H123ZM147 7V5L145 6V8ZM35 8V7H34ZM68 8V9H69ZM74 8V7H73ZM101 8H102V11H101ZM144 8V9H145ZM149 8V7H148ZM58 9H59V7H58ZM61 9H63V8H61ZM72 9V8H71ZM74 9V10H75ZM103 9H105L106 10V13H105V10H103ZM147 9V8H146ZM35 10H36V8H35ZM73 10V11H74ZM89 10V11H90ZM95 10V9H94ZM125 10H126V8H125ZM150 10V9H149ZM212 10H213V8H212ZM40 11V12H39ZM43 13H42V12ZM52 11H51V14H52ZM64 11H65V8H64ZM63 10L62 11H59L58 10V12L55 10L54 12H55V15H56V12L57 13H59L60 12V14H57V15H61V12H64ZM69 11H71L72 12V10H69ZM75 11H77V10H75ZM97 10H95V12H96ZM99 11H97L96 12V14L99 12ZM104 11V12H103ZM145 11V10H144ZM148 11V10H147ZM147 11H145V12H147ZM154 11H155V9H154ZM153 11V12H154ZM158 11V10H157ZM222 11H219L220 13H222ZM53 12V13H54ZM68 12V11H67ZM95 12H94V14H95ZM126 12V11H125ZM216 12V11H215ZM214 12V13H215ZM218 12V13H219ZM70 13V12H69ZM82 13V14H83ZM99 13V14H100ZM122 13V12H121ZM191 13V12H190ZM211 13H213V12H211ZM219 13V14H220ZM67 14V13H66ZM71 14V13H70ZM75 14V13H74ZM81 14V13H80ZM45 15V16H44ZM52 15H54V14H52ZM55 15L53 16V17H55ZM64 15V14H63ZM77 15V14H76ZM98 15V14H97ZM229 15V16H228ZM50 17L49 18H51V15H49ZM65 16H67V15H65ZM81 16V15H80ZM81 16V17H82ZM95 16V15H94ZM93 16V17H94ZM116 16V17H115ZM222 16V17H223ZM34 17V18H33ZM59 17V16H58ZM63 17V16H62ZM72 17V16H71ZM136 17V18H137ZM145 17V16H144ZM192 17V16H191ZM190 17V18H191ZM37 18V19H38ZM44 18V19H43ZM47 18V17H46ZM75 18H78L77 16L75 17ZM117 18V19H116ZM127 18V19H128ZM48 19V18H47ZM72 19H73V17H72ZM78 19H80V18H78ZM102 19H101V21H102ZM127 19H121V20H127ZM130 19H128V20H130ZM189 19V18H188ZM73 20H75L76 22H77V19H73ZM98 20V19H97ZM127 20V21H128ZM137 20V19H136ZM10 21H11V23L12 24H10ZM14 23H13V22ZM25 21V22H24ZM49 21V20H48ZM53 21V20H52ZM74 21V22H75ZM113 22H114V20H112ZM153 21H154V19H153ZM152 21V22H153ZM182 21H184V20H182ZM190 21H192L193 22V20H192V18L190 19ZM190 21L188 20L187 22H189V24H190ZM25 23V25H24V23ZM50 23H51V21H49ZM56 22H58L59 23V21H57L56 20ZM55 22V23H56ZM117 22H118V20H117ZM117 22H115L114 23V25H116L117 24ZM120 22V21H119ZM122 22V21H121ZM124 22V21H123ZM131 22V21H130ZM133 22V21H132ZM150 22H151V20H150ZM150 22H149V24H150ZM185 23H186V20L184 21ZM202 22V21H201ZM201 22L200 21H198V22H196L193 26L192 25H190V27H189V25L188 26H184V24L185 23H183V27L182 26H178V25H180V24H178V25H176V26H172L171 24V22H169V23H171L170 25L171 26H168L167 28H168V32L170 31V32H175V36L174 35H172V36H170V33H169V38L170 37H173V39H172V41L174 40V38L175 37H179V39H177L178 41H180L181 42V38H183L182 36V33H183V31H182V33H181V31H177L178 29L179 30H181V29H184V32L186 31V28L185 27H189V28H191V26H192V28L194 29V28H198V27H200V25H201ZM229 22H230V20H229ZM23 23V24H22ZM100 23V22H99ZM110 23L112 24V26H113V28H115V29H113L112 27V29H113V31H110V30H107L106 31V29H107V27L110 25ZM180 23H182V22H180ZM28 24V25H27ZM76 24V23H75ZM100 24H102V22L100 23ZM153 24V23H152ZM188 23H186L185 25H187ZM192 24V23H191ZM10 25H12V26H15V27H17V28H15V29H12V31H14L13 33H15L16 35L14 36V34H13V36H12V32H10L11 30H8L9 28V26ZM22 25H24V26H28V27H24V26H22ZM130 25V24H129ZM168 25V24H167ZM54 26L56 27V29H57V26H59L60 27V24L59 25H55L54 24ZM111 26V25H110ZM117 26V25H116ZM147 26H149V25H147ZM20 27H24V28H20ZM44 27H46L45 29H44ZM103 27V28H102ZM145 27V26H144ZM177 27H179L178 29H176ZM235 27V28H234ZM6 28H8L7 29V31H9V33H11L10 35L6 32H4V30H6ZM50 28H52V30H54L55 28L54 27H50ZM130 28V27H129ZM161 28V27H160ZM160 28H158L159 30H157V31H160L161 29ZM59 29V28H58ZM66 29V28H65ZM67 29H69V28H67ZM71 29V28H70ZM69 29V30H70ZM146 29V28H145ZM148 29V28H147ZM147 29L145 30V31H147ZM163 29H164V27H163ZM166 29V28H165ZM188 29V28H187ZM192 29V30H193ZM235 29V30H234ZM45 30V32L47 33L46 35L47 36H45L44 34L45 33H43V31ZM48 30L49 31H51L52 33L54 32V31H52V30H50L49 28H48ZM60 30V29H59ZM59 30H56V31H59ZM62 31H64V28H62L61 29ZM68 30V31H69ZM72 30V29H71ZM74 30V29H73ZM88 30V31H89ZM131 30V29H130ZM149 30V29H148ZM152 30H153V28H152ZM154 31V32H152L151 34V37L153 38V37H155V35L158 33L157 31ZM190 30L191 29H189V31L188 32H190ZM29 31H31V32H29ZM35 31L37 32L36 33V35L37 34H39L38 36H36V38H35V35H33L34 33H35ZM48 31V32H49ZM61 31V32H62ZM85 32V34L86 33H91V31H89V32ZM142 31V30H141ZM164 31H167V30H163V32ZM29 32V33H28ZM33 32V33H32ZM65 32L67 33V31L65 30ZM71 32L72 31H70V37H71V35H73V33L71 34ZM74 32V31H73ZM127 32V33H126ZM148 32H151V30H149ZM162 32V31H161ZM180 32V33H179ZM193 32V31H192ZM5 33V34H4ZM17 33L19 34V33H21V36H19L18 37V35H17ZM60 33V32H59ZM63 33V32H62ZM65 33V34H66ZM91 33V34H92ZM131 33H134L133 31L131 32ZM135 33H138V32H135ZM140 33V32H139ZM138 33V34H139ZM143 33H144V30H143ZM186 33V32H185ZM184 33V36L186 37L187 35H190V33L188 34H185ZM226 33H228V32H226ZM56 34H57V32H56ZM61 34V33H60ZM60 34H57L58 35V37H60L59 35ZM69 34L67 35V36H69ZM130 34V33H129ZM128 34V35H129ZM141 34V33H140ZM139 34V35H140ZM146 34V35H145ZM145 34H143L144 35V38L145 39H147V33L145 32ZM149 34V33H148ZM163 34V33H162ZM192 34V33H191ZM52 35V34H51ZM53 35H54V33H53ZM52 35V36H53ZM62 35V34H61ZM132 35V34H131ZM158 37H161L160 36V34L158 33ZM34 36V37H33ZM51 36V37H52ZM74 36V35H73ZM72 36V37H73ZM76 36H78V35H76ZM80 36V35H79ZM78 36V37H79ZM82 36V35H81ZM81 36H80V38H81ZM91 36V35H90ZM127 36V35H126ZM149 36H150V34H149ZM91 37V38H92ZM96 37V36H95ZM94 37V38H95ZM129 37V36H128ZM137 37V36H136ZM139 37H141L142 39H144L142 36H138V38ZM150 37V38H151ZM181 37V38H180ZM189 37V36H188ZM54 38V37H53ZM64 37L62 36V39H63ZM76 38V37H75ZM90 38V39H91ZM93 38V42L92 43H96V42H94L95 40H96V38L94 39ZM130 38V37H129ZM128 38V39H129ZM138 38H137V40H138ZM152 38H151V40H152ZM73 39V38H72ZM83 39V43H85L84 41V38H82ZM126 39V38H125ZM133 39H134V37H133ZM132 39V40H133ZM140 39V38H139ZM156 39V38H155ZM215 39V38H214ZM71 40V39H70ZM74 40V39H73ZM107 40H109L108 41V44L107 45H104L103 46V49L102 48H100V47H98L99 45H102L104 42H106ZM136 40V39H135ZM134 40V41H135ZM170 41H171V38L169 39ZM169 40H168V42H169ZM177 40H176V38H175V41L177 42ZM183 40H184V38H183ZM186 40H190V39H186ZM205 40V39H204ZM77 41H79V40H77ZM143 41H145V40H143ZM146 41H150V40H146ZM155 40H152V44H153V42H154ZM171 41V42H172ZM174 41V43H176ZM214 41V40H213ZM54 42V43H53ZM74 42V41H73ZM80 42H81V40H80ZM127 42L128 41H126V42H124L125 44H127ZM130 42V41H129ZM128 42V43H129ZM136 42V41H135ZM140 42V41H139ZM151 42V41H150ZM170 42V43H171ZM60 43V42H59ZM77 43H79V42H77ZM82 43V42H81ZM124 43H121V44H124ZM131 43H133V42H131ZM154 43H156V42H154ZM178 43V42H177ZM204 43H207V41H204ZM61 44V43H60ZM68 44V45H67ZM73 44H75V42L73 43ZM88 44V43H87ZM118 44H120V43H118ZM140 44V43H139ZM147 44H149V43H147ZM151 44V43H150ZM151 44V45H152ZM208 44V43H207ZM56 45H58V42H57V44ZM76 45V44H75ZM78 45V44H77ZM138 45V44H137ZM143 45V43L141 42V45H140V47ZM150 45V46H151ZM72 46H73V48H72ZM117 46H119V45H117ZM120 46H123V45H120ZM119 46V49L121 48ZM144 46H146L147 47V45H144ZM143 46V47H144ZM149 46V45H148ZM154 46V45H153ZM204 46H206V45H204ZM54 47V48H53ZM79 47V46H78ZM91 48H92V44H91V46H90ZM124 47V46H123ZM146 47H144V48H146ZM211 47H214V44L211 46ZM210 47V50L211 49H213V48H211ZM58 48V47H57ZM56 48V49H57ZM118 48V47H117ZM207 48V47H206ZM66 49V48H65ZM64 49V50H65ZM87 51L86 53L84 52L85 50ZM122 49V48H121ZM129 49H130V47H129ZM128 49V50H129ZM133 49V50H132ZM205 49V48H204ZM123 50V49H122ZM207 50H208V48H207ZM209 50V51H210ZM80 51L78 50V52L80 53ZM119 50H117V51H115V52H118ZM121 51V50H120ZM119 51V52H120ZM124 51V50H123ZM131 51L133 52L134 51V48H132L131 47ZM135 51H137V50H135ZM205 51H206V49H205ZM31 52L32 53H34V55H33V57H28L27 58V55H31ZM37 52V53H36ZM60 52V51H59ZM81 52V53H82ZM118 52V53H119ZM80 53V54H81ZM82 53V54H83ZM130 53V52H129ZM128 53V54H129ZM134 53V52H133ZM213 53H215V52H213ZM217 53V52H216ZM70 54V55H69ZM114 54H117V53H114ZM131 54V53H130ZM129 54V55H130ZM200 54V53H199ZM214 55V54H213ZM132 56H133V54H132ZM202 56V55H201ZM200 56V57H201ZM94 57H95V59L97 60L96 62H99V66L97 65V63H95L94 64V62H95V60H94ZM131 57V56H130ZM80 59L79 61H81L82 63H78V62H76V61H78V59ZM69 59V60H68ZM203 59V58H202ZM66 60H68L67 61V63L68 64H65V65H63V70H64V72H63V75H62V78L61 79H59L58 77H60L59 76V74H60V72L61 71H59V74L58 73H55L54 71H52V69H54V68H58L59 66H60V64H61V66H62V63L64 64L65 62H66ZM110 60V59H109ZM218 60V59H217ZM191 61V60H190ZM215 62H213V63H215ZM103 63H104V61H103ZM101 64V65H100ZM191 64V63H190ZM71 65H72V67H71ZM74 65H76L78 68L75 70V67H74ZM91 65V66H90ZM61 66H60V68H61ZM85 66V67H84ZM91 67V68H90ZM205 67H207V66H204V68ZM61 68V69H62ZM110 68V67H109ZM201 68V67H200ZM203 68V67H202ZM120 69V68H119ZM205 69V70H206ZM58 70H60V69H58ZM99 70V71H100ZM157 70V69H156ZM204 70V69H203ZM80 71L82 72L83 71V73H84V77H86L87 79H88V82L86 81V83H87V85H86V83H85V85H86V87H81L80 86V84L81 83H79V82H77V77L78 76H80L79 75V73H80ZM98 71V72H99ZM110 71V70H109ZM108 71V72H109ZM201 71V70H200ZM199 71V72H200ZM51 72H53V74L51 73ZM56 72H57V70H56ZM108 72H106V73H108ZM130 72V71H129ZM92 73V74H91ZM202 73H201V76H202ZM52 74V75H51ZM55 74H57L58 75V77H57V79H55V77L57 76V75H55ZM91 74V75H90ZM53 75H55V77L53 76ZM65 75L67 76V77H65ZM127 75H130V74H127ZM53 76V79L56 81H60L59 83L60 84H57V82H55L54 81V83L53 84H55L56 83V85H59L60 86V88H59V91H60V96H59V93H58V95L56 94V93H54V92H52V93H54V94H56V95H54L53 94V96L55 97H57V96H59L57 99H60V109H59V111H53L54 113H56V112H59V113H57V116H58V114H60V117H59V120H60V138H59V140H60V144H58V145H60V147L59 146H57L56 144H55V146H57V147H59V148H57V155H58V153L60 152V156H58V158L57 159H55V160H53L52 159V157L53 156H56L55 154H56V152H55V154L53 153V156H52V153H51V151H50V149L52 150V147H50L51 146V143L54 141L53 140V137L55 136H52L53 134H52V132L54 131V129H55V126L53 125V123L55 122H53V123H51L52 125L50 126L51 127V129H48L49 128V126H47V128H46V126H44V127H41L42 125H40V124H42L43 122H45V120H43L42 119V117H43V114H45V112L49 109V107H51L50 105H53L52 107L55 109L57 106H56V104H53V102L55 101L54 99V101L52 100L51 101V98H54L53 96L51 97V91H53L54 89H56V85H55V88L53 89V90H51L50 89V84H49V81H51V77ZM64 76V77H63ZM81 76H82V74H81ZM106 76V75H105ZM116 76H118V75H116ZM83 77V78H84ZM99 77V76H98ZM130 77V76H129ZM79 78L80 77H78V80H79ZM82 78V77H81ZM103 78H104V75H103ZM102 78V79H103ZM133 79H134V76L132 77ZM91 79V80H90ZM117 79V78H116ZM132 79V80H133ZM99 80H100V78H99ZM113 80V79H112ZM118 80V79H117ZM130 80V79H129ZM132 80H131V83H132ZM135 80V79H134ZM141 80V79H140ZM141 81H143V80H141ZM140 81V82H141ZM205 81V80H204ZM207 81H205V82H207ZM84 82H85V80H84ZM102 83L104 82V81H101ZM112 82H114V81H112ZM116 82V81H115ZM129 81L127 80V83H126V85H128L129 83H128ZM135 82H137V80L135 81ZM149 82V81H148ZM101 83V84H102ZM151 83V82H150ZM211 83H208V85L210 84L211 85ZM99 84V83H98ZM111 84V83H110ZM138 84V83H137ZM141 84V83H140ZM144 84H145V88H147V90H148V88H149V86L151 85V84H149V83H147V81L146 82H144ZM82 85V84H81ZM109 85V84H108ZM112 85V84H111ZM114 85V84H113ZM116 85H117V83H116ZM116 85L114 86V88H116L115 90H114V88H113V90L114 91H116L117 90V93L119 92V89L120 88H117V87H120V85H123L121 82H120V85L118 84V86L116 87ZM135 85V84H134ZM149 85V86H148ZM1 86H0V88H1ZM52 86V85H51ZM104 86L105 85H103V87L102 88H104ZM124 86V85H123ZM133 86V85H132ZM131 84H129V92H131ZM148 86V87H147ZM213 86V88H215ZM3 87V88H4ZM109 87V86H108ZM112 87V86H111ZM125 87H128V86H125ZM136 87V86H135ZM6 88V89H7ZM52 88V87H51ZM134 88V87H133ZM157 88H159V87H157ZM212 88V87H211ZM212 88V89H213ZM57 89H58V86H57ZM56 89V90H57ZM121 89H123V87L121 88ZM126 89V91H128V88H125ZM135 89V88H134ZM138 89V88H137ZM137 89H135V90H137ZM51 90V91H50ZM56 90H55V92H56ZM102 90V89H101ZM100 90V93L101 92H103V90L101 91ZM112 90V91H113ZM134 90V91H135ZM140 90V89H139ZM146 90V89H145ZM157 90V89H156ZM98 91V90H97ZM111 91V90H110ZM122 91V90H121ZM120 91V92H121ZM125 91V90H124ZM153 91V90H152ZM163 91V92H162ZM162 91H160V93H159V90H158V93L159 94H161V93H163L162 95H164L165 93H164V90H162ZM14 92V91H13ZM57 92H58V90H57ZM107 92H108V90H107ZM123 92V91H122ZM138 92V91H137ZM166 92V91H165ZM169 92V91H168ZM110 93V92H109ZM109 93H108V96H109ZM132 93H133V91H132ZM170 93V92H169ZM199 93H201V94H203V92H201V91H199ZM205 94H206V92H204ZM209 93V95L208 96H210V92H208ZM207 93V94H208ZM107 94V93H106ZM114 94V93H113ZM121 94V93H120ZM123 94V93H122ZM136 94H138V93H136ZM199 95V96H196L195 98V101L197 100V102L199 101V103H200V105H199V103H195V104H197L198 106H201L203 109L204 108H210V106H208V104L209 103H211V102H209L208 104L206 103V102H204V96L203 95ZM204 94V95H205ZM207 94L205 95V96H207ZM101 95H103L102 93H101ZM105 95V94H104ZM167 95H168V97H167ZM198 95V94H197ZM91 96V97H90ZM108 96H104L105 98H107ZM129 95H127V97H128ZM169 96H170V94H166V97H167V100L168 99H171V98H169ZM102 98L101 96H98V98ZM110 97V96H109ZM171 97V96H170ZM95 98L97 99V97L95 96ZM111 98H112V96H111ZM207 98V97H206ZM205 98V99H206ZM210 98V97H209ZM56 99V98H55ZM104 99V98H103ZM119 99V98H118ZM123 99H126V97H124L123 96ZM128 99V98H127ZM163 99H164V97H163ZM162 99V100H163ZM166 99V98H165ZM164 99V100H165ZM211 99V98H210ZM210 99H207V101L209 100L210 101ZM114 100V99H113ZM120 100V99H119ZM119 100H117L118 102H121V101H119ZM58 101H56V102H58ZM125 101V100H124ZM206 101V100H205ZM52 102V104H50ZM108 102H110V100L108 101ZM123 102V101H122ZM55 103V102H54ZM95 104V103H94ZM96 104H99V103H97L96 102ZM102 105V107L101 108H103L104 106ZM107 105H109V103L107 104ZM118 105V104H117ZM211 105V104H210ZM100 106H101V104L99 105V108H100ZM115 106H116V104H115ZM208 106V107H207ZM59 107H57L56 109H58ZM111 107V106H110ZM94 108V107H93ZM99 108H97V109H99ZM51 109V108H50ZM88 109H90L91 111H89ZM211 109H213V108H211ZM53 110V109H52ZM51 110V111H52ZM206 110H208V109H206ZM205 110V111H206ZM210 110V109H209ZM208 110V111H209ZM51 111H49L50 113L48 114V115H50V114H52L51 113ZM102 111V112H101ZM213 111H214V109H213ZM213 111H211V112H213ZM48 112V111H47ZM211 112H209V113H211ZM105 114V113H104ZM108 115V114H107ZM217 115V114H216ZM218 115H220V114H218ZM217 115V116H218ZM1 116V115H0ZM2 116V117H3ZM45 116V115H44ZM52 116V115H51ZM55 117V118H58V117ZM112 116V115H111ZM15 118L16 120L15 121H13V122H8V118ZM44 118V117H43ZM46 118H48L47 116H46ZM54 118V117H53ZM54 118V119H55ZM108 118V117H107ZM114 118V117H113ZM41 119L43 120L42 122H41ZM53 119V120H54ZM109 119H111V117H109ZM109 119H108V121H109ZM115 119V118H114ZM58 120V121H59ZM107 120V119H106ZM1 121V120H0ZM57 121V119H56V122H58ZM114 121V120H113ZM51 122V121H50ZM110 122V121H109ZM46 123V122H45ZM105 123H107V121L106 122H104L103 124H105ZM114 123H116V121L114 122ZM176 123H178V122H176ZM54 124H56V123H54ZM58 124V123H57ZM56 124V125H57ZM101 124V123H100ZM103 124H102V126H103ZM107 124H109V123H107ZM110 124L112 125V122H110ZM109 124V125H110ZM45 125V124H44ZM47 125V124H46ZM108 125V126H109ZM110 125V126H111ZM116 125V124H115ZM114 125V126H115ZM176 125H178V124H176ZM58 126H59V124H58ZM58 126H56V128L58 127ZM105 126V125H104ZM107 126V125H106ZM113 126V127H114ZM52 127H54V129H52ZM217 127V126H216ZM220 127V126H219ZM219 127H217V128H219ZM101 129H99L100 131L102 130V127H100ZM107 128V127H106ZM112 128V127H111ZM110 128V129H111ZM59 129V128H58ZM110 129H109V131H110ZM56 132V131H55ZM56 132V133H57ZM99 132V131H98ZM110 132H112L113 133V131L111 130ZM215 132H217L216 131V129H215ZM114 133H115V130H114ZM114 133H113V139H114ZM111 134V133H110ZM109 134V135H110ZM115 134H117V132L115 133ZM56 135H58V134H56ZM120 135V134H119ZM101 136V135H100ZM110 136H112V134L110 135ZM118 135H116V137H117ZM57 137V136H56ZM116 137H115V139H116ZM120 137V136H119ZM101 138L102 137H100V140H101ZM118 138V137H117ZM55 139V138H54ZM57 139V138H56ZM121 139V137L119 138V139H116V140H120ZM261 140L262 142H261V145L258 147L257 146V144H256V142L258 141V140ZM98 140V141H97ZM112 140V139H111ZM111 140H110V142H111ZM254 140V141H253ZM92 141H94L93 143H94V145H93V147L94 146H96L97 145V148L95 147L94 149L95 150H93V149H91V147H92ZM112 141H114V140H112ZM108 142H109V140H108ZM219 142H220V140H219ZM54 143V142H53ZM84 143H86V144H88V145H90V146H88V147H90V148H88L87 149V151H85V150H83L82 149V151H84V152H82L81 150H80V147H81V145L83 144V145H85L86 146V144H84ZM103 143V144H102ZM105 143H107V142H105ZM123 143V142H122ZM121 143V144H122ZM98 144L100 145V146H98ZM124 145H125V143H123ZM123 144H122V148H123ZM54 145V144H53ZM127 145V144H126ZM221 146V143L220 144H218V146ZM132 145H130L129 147H131ZM155 146V145H154ZM217 146V147H218ZM50 147V148H49ZM54 147V146H53ZM109 147V146H108ZM115 147V146H114ZM113 147V148H114ZM117 147H120L119 145L118 146H116V150L118 151V149H121V148H118L117 149ZM126 147V146H125ZM125 147L123 148V149H125ZM223 147L222 148H220V147H218V148H220V154H221V152H222V150H223ZM85 148V147H84ZM106 148V147H105ZM105 148H102L101 147V149H105ZM128 148V147H127ZM132 148H133V146H132ZM245 148V147H244ZM123 149H121V150H123ZM130 149V148H129ZM129 149H128V151H129ZM53 150H55L54 148H53ZM89 150V151H88ZM106 150L107 149H105V150H103V151H105L106 152ZM110 150H112L111 148H110ZM121 150H120V152L119 153H121ZM126 150V149H125ZM124 150V151H125ZM135 150V149H134ZM216 150H217V148H216ZM59 151V152H58ZM101 153H100V152ZM113 151H115V148H114V150ZM111 152V153H113L112 155L114 156V154L115 153H117V152ZM127 151V150H126ZM128 151L127 152H125V153H128ZM130 151H131V149H130ZM130 151H129V153H130ZM136 151V150H135ZM134 151V152H135ZM226 151V150H225ZM104 152V153H105ZM217 152V151H216ZM256 152H255V154L253 155V156H256ZM5 153H6V155L8 154V153H10L9 155H7L6 157H7V159L5 158ZM109 153V152H108ZM111 153H110V155H111ZM119 153H118V156H119ZM123 153V152H122ZM121 153V154H122ZM131 153H133V151L131 152ZM138 153V152H137ZM136 153V154H137ZM262 153H260V154H262ZM12 154V155H11ZM135 153H133V154H130V155H134ZM259 154V155H260ZM108 155V154H107ZM127 155V154H126ZM237 155V154H236ZM259 155H257L256 157H258ZM9 156H14V158H15V160H14V158L12 159V158H10ZM103 156V157H104ZM109 156V155H108ZM117 156V154H116V156H114V157H118ZM129 156V155H128ZM136 156V155H135ZM155 156V158H156V156L157 155H154ZM57 157V156H56ZM59 157H60V159H59ZM102 157V158H103ZM110 157V156H109ZM114 157H112V158H114ZM119 157H123V155H120ZM137 157H139L138 155H137ZM142 158H143V156H141ZM151 157V156H150ZM150 157L149 158H146V159H150ZM159 159H160V157L159 156H157ZM219 157V156H218ZM220 157H222V158H220ZM220 157H219V159L218 160H222L223 159V157L225 158V155L223 156L222 154L220 155ZM260 157H262V156H260ZM11 160H9V159ZM111 158V159H112ZM145 158V157H144ZM152 159H151V162H153V161H157V158L154 160L153 159V157H151ZM216 158V157H215ZM58 159L60 160L59 162H60V166L58 165L59 164V162H57L58 161ZM98 159H100V157L98 158ZM108 159V158H107ZM111 159H108V160H110V161H112ZM122 159V158H121ZM139 159H140V157L139 158H137V161H138V163L140 162L139 161ZM145 159V160H146ZM228 160H229V158H227ZM226 159V160H227ZM231 159H233V158H231ZM230 159V160H231ZM243 159V158H242ZM245 159V158H244ZM243 159V160H244ZM248 159V158H247ZM247 159H246V161L245 162H247ZM255 159H257V158H255ZM13 160V161H12ZM57 160V161H56ZM95 160V162H97ZM115 160V159H114ZM118 160V159H117ZM117 160H115L114 162H116ZM125 160V159H124ZM123 160V161H124ZM141 160V159H140ZM147 160V161H148ZM226 160H222V161H226ZM229 160V161H230ZM16 161V163L14 164L13 162H15ZM53 161H55V162H53ZM103 161V160H102ZM101 161V163L103 164V162ZM107 161V160H106ZM109 161V162H110ZM120 161H122V160H120ZM156 161H155V163H156ZM216 161V160H215ZM215 161H213L214 162V164L215 163H218V162H215ZM222 161H220L219 162V164L222 162ZM241 161V160H240ZM113 162V163H114ZM126 162V161H125ZM124 162V163H125ZM142 163H144V160L143 161H141ZM158 162V164H156L155 166H158L159 167V164L161 163L160 162V160H158L157 161ZM231 162V161H230ZM229 162V163H230ZM237 162V161H236ZM243 161H241L240 163H242ZM7 163V164H6ZM58 163V164H57ZM106 163H108V162H105L104 164H106ZM124 163L122 164L123 166H124ZM145 163H146V161H145ZM154 163V162H153ZM154 163V164H155ZM181 163V162H180ZM238 163V167H240V164H239V161L237 162ZM236 163V164H237ZM249 163V162H248ZM58 166H57V165ZM98 164V163H97ZM103 164V165H104ZM109 164V163H108ZM108 164L106 165V167L108 166ZM115 164V163H114ZM224 164H226V163H224ZM223 164V165H224ZM247 164V163H246ZM251 164V163H250ZM250 164H247L246 166H244L245 164H241V168L243 169V167H245V169H246V167L247 166H250ZM1 165V166H2ZM93 165V166H94ZM103 165H101V166H99V167H102ZM113 165V164H112ZM112 165H109V166H111L112 167ZM119 165H120V163H119ZM121 165V166H122ZM126 165V164H125ZM149 165V164H148ZM181 165V164H180ZM216 165V164H215ZM222 165V164H221ZM221 165H219V166H221ZM227 165H228V161H227ZM264 165V164H263ZM8 166V167H9ZM96 166H98V165H96ZM108 166V168H111V167H109ZM113 166H115V165H113ZM117 166V165H116ZM144 166H145V164H144ZM212 166H214L213 164H212ZM217 166H218V164H217ZM230 166V165H229ZM235 167H236V165H234ZM233 166V167H234ZM7 167V168H8ZM58 167H60V169L58 168ZM120 167V166H119ZM126 167V166H125ZM146 167H147V164H146ZM149 167V166H148ZM160 167H162V166H160ZM223 166H221V168H222ZM225 167V166H224ZM231 167V166H230ZM229 167V168H230ZM238 167H237V169H238ZM262 167V166H261ZM10 168H12V167H10ZM9 168V169H10ZM87 168V169H86ZM92 168V167H91ZM179 164L177 165V163H176V168H175V170L174 171H172L173 172V174L172 175H175L176 176V174H177V170H179ZM227 168V171H225V173L223 172H221L220 174H225L226 176H228L227 174H228V170H229V168L228 167H226ZM232 168V167H231ZM7 170V171H11V170ZM86 169V170H85ZM111 169H113V167L111 168ZM114 169H117L118 170V167H114ZM114 169H113V171H114ZM124 169V168H123ZM155 169V168H154ZM157 169V168H156ZM163 169V172H164V168H162ZM162 169H160L161 171H160V173L162 172ZM225 169V168H224ZM235 169V168H234ZM236 169V170H237ZM240 169V168H239ZM239 169L237 170V173L234 175V180H232L231 181V179L232 178H230V180L228 181L227 180V178L226 179H224L223 181H222V179L220 178V177H218V178H220L221 179V182H219L220 181V179L218 180V178H217V180L218 181H216L217 183L215 184V185H217V189L216 190H218L219 191V194H220V196L218 197L217 196V198H216V195L218 194V191H216V193L215 192H210L209 190H212L211 188H213V187H209L210 189L209 190H207V189H205L204 190V197H203V201L204 202H206V207H207V210H209L208 212H210V213H215V214H220V216H219V219H221L223 222H227V223H232V224H234V227L233 228H230L229 226V228L227 229V228H225V229H223L222 230V232H224L225 234V237H224V235H223V237H221L222 239H219V243H218V245H215V244H211L210 245V248L212 247V250H215V251H213L215 254H214V256H216L217 255V257L218 256H220L219 258L220 259H218V264H219V262H220V264H238L240 261H242L243 260V258H248L249 256L251 257L250 259H248V260H250V264H264V239H262V240H260L261 242L260 243H256V244H253V243H249V244H247V243H245L247 240H245V239H247V236L249 237L250 235H256V234H258V233H260L261 232V230L264 228V222L262 221V220H264L263 218V216H261L262 214H264V201H261V202H263V203H261L262 204V209L261 210H259L258 212L254 209V207H253V205L251 206L249 203H250V200H252V199H249V195H248V193L250 194V192H251V189L250 188H252L254 185H255V187L254 188H256V189H261V192L262 191H264V180H259L258 181V185H256L255 183H254V185H253V182H255V181H253L252 180V182L250 181V179H249V177H247L245 174H243L242 173V175H244V176H242L241 174H240V171H239ZM251 169V168H250ZM261 169V168H260ZM262 169H264V166L262 167ZM2 170H4V168L3 169H1L0 168V171L2 172ZM13 170V169H12ZM223 170V169H222ZM226 170V169H225ZM232 170V169H231ZM230 170V171H231ZM5 171V170H4ZM0 172L1 174H0V176L1 175H3V177H1V178H4L5 177V174L4 173H6V172ZM88 171V170H87ZM86 171V172H87ZM157 171H159V169L157 170ZM166 171V170H165ZM221 171V170H220ZM255 171V170H254ZM86 172H84L85 174H86ZM241 172H242V170H241ZM260 172V171H259ZM8 173V174H7ZM6 173V175H9V172H7ZM15 173H17V175H15V177L16 176H19V175H21V174H19L18 175V171H16ZM15 173H13V174H15ZM21 173V172H20ZM82 174L83 176V178L85 177L84 175L85 174ZM91 173V171H89V174ZM158 173V172H157ZM165 173V172H164ZM164 173H162L163 175H165ZM232 173V172H231ZM256 173V172H255ZM88 174V173H87ZM92 174V173H91ZM167 174V173H166ZM233 174H234V172H233ZM27 175V174H26ZM79 175V176H78ZM163 175H162V177H163ZM170 175V174H169ZM184 175V174H183ZM203 175H205V174H203ZM260 175V174H259ZM23 176V173H22V175L20 176V177H22ZM25 176V175H24ZM24 176H23V178H24ZM88 176H91V175H86V177H88ZM166 176V175H165ZM222 176H224V175H222ZM230 176V175H229ZM249 176V175H248ZM260 176H263L264 177V171H263V173L260 175ZM9 177V176H8ZM19 177V178H20ZM26 177V176H25ZM161 177V176H160ZM167 177H168V175H167ZM184 177V176H183ZM6 179H7V177H5ZM28 178V176L26 177V179ZM152 178H153V176H152ZM187 178V177H186ZM190 178V177H189ZM189 178H187L188 179V181L190 180ZM201 178V177H200ZM204 178V177H203ZM224 178V177H223ZM262 178V177H261ZM29 179H31L30 177H29ZM108 179V181H110L109 180V178H107ZM173 179H174V177H173ZM194 179V178H193ZM216 179V178H215ZM214 179V180H215ZM252 179V178H251ZM78 180H79V178H78ZM118 180V179H117ZM191 180H192V178H191ZM89 181V180H88ZM92 181V180H91ZM90 181V182H91ZM94 181V180H93ZM98 181V180H97ZM105 181V180H104ZM114 181V180H113ZM112 181V182H113ZM120 181H122V180H120ZM198 181V180H197ZM32 182V181H31ZM89 182V183H90ZM95 182V181H94ZM111 182V181H110ZM109 182V183H110ZM123 182H125V180L123 181ZM133 182V181H132ZM201 182V181H200ZM229 182H231V183H229ZM93 183V182H92ZM91 183V184H92ZM98 183V182H97ZM100 183H102V182H100ZM118 183V182H117ZM122 183V182H121ZM119 184L120 185V187L122 186V184ZM191 183H192V181H191ZM214 183V182H213ZM34 184V185H35ZM88 184V183H87ZM112 184H114V182L113 183H111V186H114V185H112ZM145 184V183H144ZM144 184H142L141 183V185H144ZM163 184H165V183H163ZM194 184V183H193ZM193 184H191V185H193ZM212 184V183H211ZM85 185H86V183H85ZM89 185V184H88ZM104 185V184H103ZM103 185H101L100 184V187L101 186H103ZM124 185V184H123ZM126 185V184H125ZM124 185V186H125ZM129 184V180H128V186H127V188L128 187H132L133 188V186L132 185H130ZM138 185V184H137ZM166 185H168V184H166ZM91 187H92V185H90ZM110 186V187H111ZM118 186V185H117ZM124 186H122V188L124 189ZM161 186H162V184H161ZM170 186H172V185H170ZM195 186H197V184L195 185ZM200 186V185H199ZM86 187H88V186H86ZM135 188V190H137L138 191V188H139V192H140V182H139V185H138V187H136V186H134ZM169 187V186H168ZM168 187H166V190L167 189H169ZM198 187V186H197ZM216 187V186H215ZM90 188V187H89ZM97 189L99 188V186H97L96 187ZM102 188V187H101ZM101 188L99 189L100 191H103V190H101ZM105 188V187H104ZM126 188V189H127ZM130 189V190H134V189ZM162 188V187H161ZM161 188H159V191H160V189ZM164 188H165V185H164V187H163V189H161V190H164ZM172 188H174V187H172ZM40 189V188H39ZM83 189V188H82ZM85 189V188H84ZM88 189V188H87ZM113 189V188H112ZM121 189V188H120ZM214 189V188H213ZM253 189V188H252ZM32 190H34V189H32ZM41 190V189H40ZM107 190V188H105V190L104 191H106ZM129 190V188H128V192H126L127 190H125V191H123V192H126L125 194H127L128 195V193H130L131 191ZM143 190V192L145 193L146 191L144 190V188L142 187L141 188V191ZM171 190H173L174 191V193H175V190L174 189H171ZM171 190H167V191H165V192H169V193H172V191ZM249 190H250V192H249ZM103 191V192H104ZM120 191H122V190H120ZM130 191V192H129ZM136 191V193L135 192H131V194H133V195H135V194H137L138 192ZM214 191V190H213ZM253 191V190H252ZM35 192V191H34ZM92 192V191H91ZM91 192H89V193H91ZM107 192V191H106ZM143 192H140V193H143ZM154 192V191H153ZM254 192V191H253ZM30 194V192L28 191L27 192V195L29 196H27L29 199H26V200H30V199H32L33 197H34V195H33V197H32V193ZM37 193V192H36ZM85 193H86V196H88L89 198H91V200H92V198L94 199V196L96 195V194H99V191H98V193L97 192H95L94 193V191H93V193H94V196L93 195H90V196H93V197H90L89 196V194H87L88 193V191L86 192L85 191ZM85 193L83 194V195H85ZM102 193V192H101ZM107 193H109L110 194V192H107ZM107 193L106 194H102V196L103 195H105V197L107 198L108 197V195H107ZM122 193V192H121ZM144 193L142 194V196L144 195ZM152 193V192H151ZM156 193V192H155ZM167 193H166V195H165V193H164V191H163V193L161 194V191H160V193L158 192V194H161V197H162V195L164 194L165 196H169V195H167ZM168 193V194H169ZM92 194V193H91ZM119 194H120V192H119ZM124 194V196H120L119 195V197H118V199L119 198H124L125 199V197H126V200L128 201V200H130V199H127V198H130L131 196L129 195L128 197L126 196ZM157 193L155 194L156 196L158 195ZM218 194V195H219ZM107 195V196H106ZM112 195V194H111ZM138 195V197H139V194H137ZM150 195H153V193L152 194H150ZM163 195V196H164ZM171 195V194H170ZM173 195V194H172ZM175 195V194H174ZM99 196H101V194L99 195ZM145 196H147V195H145ZM156 196L154 197V195L150 198V200L152 199V198H156ZM187 196H190V194H188ZM254 196V195H253ZM36 197V198H35ZM34 198L35 199H37V196H35ZM39 197V196H38ZM41 197V198H42ZM109 197H111V196H109ZM113 197V196H112ZM111 197V198H112ZM137 197V196H136ZM144 197V196H143ZM142 197V198H143ZM148 197H149V195H148ZM148 197H146V200L148 199ZM170 197V196H169ZM169 197H166L167 199L169 198ZM173 197V196H172ZM17 198H20V197H17ZM16 198V199H17ZM23 198V197H22ZM87 198V197H86ZM85 198V199H86ZM89 198H87V199H89ZM98 198H103L104 199V196L103 197H98ZM105 198V199H106ZM132 198L134 199L135 198V196L133 197L132 196ZM140 198V197H139ZM139 198H137V199H139ZM159 198H160V196H159ZM158 198V196H157V199H159ZM192 198V197H191ZM191 198H186L187 199V201H188V199L189 200H191ZM205 198V199H204ZM251 198V197H250ZM96 199V198H95ZM137 199H135V202L136 201H139V200H137ZM144 199H145V197H144ZM162 199V198H161ZM173 199V198H172ZM217 199V200H216ZM44 200V201H45ZM91 200H90V202H91ZM98 200H100V199H98ZM97 200V201H98ZM102 200V199H101ZM109 200V198L107 199V202H110V201H108ZM154 200V199H153ZM153 200H151L150 202L152 203V204H154L156 201H159V200H156L154 203L152 202ZM192 200H194V198H192ZM18 201V200H17ZM21 201V200H20ZM19 201V202H20ZM32 202L34 201V199L33 200H31ZM31 201H29V203L30 204H27V205H25L26 207H29V205H31V204H37L36 203V201H34L35 203H31ZM37 201H38V199H37ZM43 201V202H44ZM50 201V202H49ZM89 201V200H88ZM96 201V200H95ZM105 201V200H104ZM103 201V202H104ZM113 201V200H112ZM123 202L125 201V200H122ZM121 201V202H122ZM126 201V202H127ZM144 202H145V200H143ZM143 201H141V202H143ZM171 201V200H170ZM195 201H196V199H195ZM217 201V202H216ZM254 201V200H253ZM22 202V201H21ZM28 202V201H27ZM45 202H47V201H45ZM45 202H44V204H45ZM83 202H86V200H84ZM89 202V203H90ZM93 202H94V200H93ZM92 202V203H93ZM103 202H99L98 201V203H102V204H104L105 205V203H103ZM118 202V203H117ZM115 201L114 203V205L112 204V206L114 207L116 204H119V205H122L123 206V204L124 203H126V202H122L121 204L119 203L120 201L118 200V201ZM141 202H138V203H141ZM150 202H148V203H150ZM160 202V201H159ZM159 202H158V205H161V204H159ZM194 202V201H193ZM91 203V205H94L95 206V204L96 205H98V206H95V207H101V205L100 204H98V203H93L92 204ZM113 203V202H112ZM128 203V202H127ZM161 203V202H160ZM171 203L173 204V207H175L174 205L176 204V202L174 203V201H171ZM191 203H192V201H191ZM197 203V202H196ZM24 204H26V203H24ZM85 204V203H84ZM88 204V203H87ZM172 204L170 205V206H172ZM198 204V203H197ZM17 205V204H16ZM15 205V206H16ZM109 204H107V206H108ZM119 205H117V206H119ZM124 205H126V204H124ZM151 205V204H150ZM199 205V204H198ZM21 206V205H20ZM33 206V205H32ZM89 206V205H88ZM106 206V207H107ZM153 206V205H152ZM157 206V205H156ZM155 206V207H156ZM22 207V206H21ZM45 207L46 208H48L47 207V205H45ZM54 207V206H53ZM93 207V206H92ZM95 207H94V209H95ZM99 207V208H100ZM109 207V210H110V212H108V213H110L112 216H113V210H111V209H113V207L111 208L110 207V205L108 206ZM108 207L105 209V210H108ZM120 207V206H119ZM124 207H126V206H123V207H120L121 209L122 208H124ZM163 207V206H162ZM102 208V207H101ZM111 208V209H110ZM115 208V207H114ZM118 208V207H117ZM116 208V209H117ZM134 208V207H133ZM18 209V208H17ZM19 209H20V207H19ZM22 209V208H21ZM30 209H31V206H30ZM28 210L29 212H31L32 210ZM32 209H33V207H32ZM36 209V208H35ZM93 209V208H92ZM103 209V208H102ZM137 209V208H136ZM133 210L132 209V211L134 212V211H140V210ZM139 209V208H138ZM15 210H16V207H15ZM14 210V211H15ZM108 210V211H109ZM115 210V209H114ZM174 210H176V209H174ZM19 211V210H18ZM36 211V210H35ZM95 211H97V209H95ZM104 210H102V212H103ZM226 211V212H225ZM17 212V210L14 212V213H16ZM99 212H100V210H99ZM101 212V213H102ZM116 212H117V210H116ZM122 212H123V210H122ZM176 212V211H175ZM32 213H33V211H32ZM35 213H37V212H35ZM97 213H98V211H97ZM107 212L105 211V214H106ZM118 213H120V211L119 212H117L116 213V217H120V214L117 216V214ZM138 213V212H137ZM110 214H107V215H109L110 216ZM128 214V213H127ZM130 214V213H129ZM100 215V214H99ZM121 215H122V213H121ZM131 215V214H130ZM129 215V216H130ZM11 216V215H10ZM13 216V215H12ZM34 216L36 217V215L34 214ZM102 217H104L103 216V214L101 215ZM215 216V215H214ZM39 217V216H38ZM38 217H36V218H38ZM114 217H115V213H114ZM115 217V218H116ZM118 217V219H122L123 218V216L122 217H120L119 218ZM124 217H125V212H124ZM126 217H128V215L126 216ZM126 217L124 218L125 220H127L126 219ZM130 217H132V216H130ZM129 217V218H130ZM218 217V216H217ZM263 217V218H262ZM105 218V217H104ZM104 218H103V220H104ZM107 218H108V216H107ZM106 218V219H107ZM111 218V217H110ZM113 218V217H112ZM115 218H113V219H115ZM14 218L13 217H11V222H14V221H12ZM93 219H95V218H93ZM105 219V220H106ZM109 219V218H108ZM107 219V220H108ZM112 219V220H113ZM120 219V220H121ZM262 219V220H261ZM3 221L5 220V218L4 219H2ZM1 220V221H2ZM8 220H9V218H8ZM125 220H122V221H125ZM6 222H8L7 221V219L5 220ZM16 221V220H15ZM109 221H110V219H109ZM257 221H259V223L257 222ZM263 223H261V222ZM10 222V221H9ZM103 222H105V221H103ZM221 222V221H220ZM219 222V223H220ZM256 222V223H255ZM1 223V222H0ZM15 223V222H14ZM106 223H107V221H106ZM106 223H105V226L104 227H106ZM109 224H110V222H108ZM107 223V224H108ZM112 223V222H111ZM16 225H18L19 223H18V221L15 223ZM100 224V223H99ZM116 223H114L113 224V227L112 228H114V226L116 227V225H115ZM119 224V223H118ZM216 224H218V223H216ZM229 224V225H230ZM12 225V224H11ZM19 226V225H18ZM40 226H41V224H40ZM100 226V227H99ZM121 226V225H120ZM120 226H119V228H120ZM11 227H13V226H11ZM16 228H14L13 227V229L15 230V229H17V230H19L20 229V227H17V226H15ZM168 227V226H167ZM215 227H216V229H217V226L215 225ZM41 228V227H40ZM43 228V227H42ZM95 229L94 231H92L91 229ZM117 228H118V225H117ZM118 228V229H119ZM12 229V230H13ZM169 229V228H168ZM41 230V233H42V230L43 229H40ZM49 230V229H48ZM47 230V231H48ZM101 230V229H100ZM112 230H116L115 228L114 229H111V231ZM165 230V229H164ZM138 231V230H137ZM166 231H167V228H166ZM165 231V232H166ZM246 231H248L249 232V234L247 235L246 233H248V232H246ZM263 231V230H262ZM10 232V231H9ZM8 232V233H9ZM45 232V231H44ZM96 232V231H95ZM113 232V231H112ZM140 232V231H139ZM264 232V231H263ZM2 233H3V231H2ZM18 233V232H17ZM103 233V232H102ZM141 233V232H140ZM44 234L45 233H43L42 235H41V237H42V240H43V236H44ZM101 234V233H100ZM134 234H135V232H134ZM133 234V235H134ZM139 234V233H138ZM142 234V233H141ZM166 234H167V232L166 233H163V235H165L166 236ZM223 234V233H222ZM228 234H231V235H233V236H235V239H237V240H234V238L233 239H231L230 237H229V239H226L228 236ZM101 236H103V235H101ZM129 236V235H128ZM128 236L126 237V238H128ZM131 236V235H130ZM140 236V235H139ZM165 236H164V238H165ZM227 236V237H226ZM232 236V237H233ZM40 237V238H41ZM45 237V236H44ZM135 237L136 236H133V239H135ZM154 237V236H153ZM124 238V237H123ZM126 238H124L125 240H126ZM155 238V237H154ZM263 238V237H262ZM103 239H105L106 240V238L104 237ZM122 239V238H121ZM121 239H118V240H121ZM128 239H130V237L128 238ZM128 239H127V241H128ZM132 239V240H133ZM48 240V239H47ZM55 240V239H54ZM57 240H59L58 242H57ZM101 240V241H100ZM125 240H121V241H123V243H126L127 244V242H124ZM135 240H137V239H135ZM154 240V239H153ZM244 240H245V242H244ZM259 241V240H258ZM49 242H51V241H49ZM107 242V241H106ZM116 242V241H115ZM118 242H120V241H118ZM128 242H130V241H128ZM134 242V241H133ZM109 243V242H108ZM135 243H137V242H135ZM190 243V242H189ZM48 244V243H47ZM50 244V243H49ZM48 244V245H49ZM106 244V243H105ZM110 244V243H109ZM114 244V243H113ZM117 244H119V243H117ZM116 244V246L117 247H115V249H117V248H119V247H121V245H122V243H121V245L118 247V245ZM125 244V245H126ZM170 244V243H169ZM174 243H172V245H173ZM192 246H194L193 247V249H192V251H194V252H196V253H194L193 255L196 257V256H198V258H196L197 260H196V262H197V264H206V262H207V260L204 258V257H202V250L200 249V245L201 244H199V247H198V244L196 243V244H194V242L192 241L191 243H190ZM251 244V245H250ZM99 245V244H98ZM108 245V244H107ZM124 245V244H123ZM134 245V244H133ZM136 245V244H135ZM171 245V244H170ZM171 245V246H172ZM197 245V246H196ZM102 246V245H101ZM111 246H112V244H111ZM115 246V245H114ZM137 246V245H136ZM168 247H169V245H167ZM191 246V247H192ZM52 247H54L53 245H52ZM51 247V248H52ZM99 247H100V245H99ZM108 247V246H107ZM137 247H139V246H137ZM173 247V246H172ZM183 247V246H182ZM182 247H180L179 248V250L177 251L179 254H184V253H188L189 251H191V250H189L188 251V248L186 247V245H185V247H183V249H182ZM49 248V247H48ZM51 248H49V249H51ZM175 249H176V247H174ZM174 248H171V249H169V250H173ZM114 249V250H115ZM138 249H140V248H138ZM174 249V250H175ZM104 250V249H103ZM103 250H102V252H103ZM107 250H109V249H107ZM111 250H112V253H111V257H112V259H113V257L114 256H112V254H113V252H114V254L113 255H116L115 254V251H113V249H110V251H108V253L110 254V252H111ZM133 250H136V249H134L133 248ZM132 250V251H133ZM167 250V249H166ZM101 251V250H100ZM100 251H99V253H100ZM104 251H106V250H104ZM141 251V250H140ZM139 250H138V253L140 252ZM101 252V253H102ZM117 252H119V250L117 251ZM168 252V251H167ZM171 253H172V251H170ZM175 252V251H174ZM100 253V255H103V253L101 254ZM106 253H107V251H106ZM105 253V256H107L108 254H106ZM136 253V251H134V253L133 254H131V255H133V256H131V257H133L134 258V254ZM141 253V252H140ZM139 253V254H140ZM171 253L169 254V255H171ZM210 253V252H209ZM93 254H94V256H93ZM176 254V253H175ZM171 255L170 257L172 258V257H174V256H176L177 257V259H179L180 257H179V255L177 256V255ZM185 254V255H186ZM196 254V255H195ZM35 255V254H34ZM99 255V256H100ZM118 255V254H117ZM141 255V254H140ZM211 255V254H210ZM249 255V256H248ZM104 256V257H105ZM119 256L120 255H118V259H119ZM137 256L139 257V255L137 254ZM137 256H136V258H137ZM212 256V255H211ZM211 256H210V258H211ZM248 256V257H247ZM97 257V259H98V261H99V259H100V263L102 264V262H101V260H102V257H100V258H98V256H96ZM109 257V256H108ZM107 257V258H108ZM111 257H109V258H111ZM131 257H130V259H131ZM140 257H142V260H144V256H140ZM176 257H174V258H176ZM109 258H108V260H109ZM121 258V257H120ZM135 258V259H136ZM209 258V257H208ZM209 258V259H210ZM212 258H213V256H212ZM216 258V257H215ZM114 259H116L115 260V263L117 264L118 262H119V260H118V262H116L117 261V256L114 258ZM123 259V258H122ZM129 259V260H130ZM140 259V258H139ZM214 259V258H213ZM105 261H106V258L104 259ZM108 260H107V262H108ZM128 260V261H129ZM132 260V259H131ZM172 260H173V258H172ZM171 260V261H172ZM234 260V263H231V261H233ZM6 262V264H14L13 263V260L11 259V258H8V259H6L5 260ZM86 261V262H85ZM90 261H92V260H90ZM90 261L88 262L89 264H90ZM95 261H96V259H95ZM95 261H94V263H95ZM97 261V262H98ZM113 261V260H112ZM111 261V262H112ZM121 261V260H120ZM123 261V260H122ZM124 261H125V259H124ZM135 261V260H134ZM139 260H137V262H138ZM174 261V260H173ZM177 261V260H176ZM176 261H175V263H176ZM180 261V260H179ZM179 261H177V262H179ZM210 261H212V262H214L213 260H211L210 259ZM216 261H217V259H216ZM114 262V261H113ZM112 262V263H113ZM140 262V261H139ZM139 262L137 263V264H139ZM144 262H145V260H144ZM144 262H142V263H144ZM196 262H195V264H196ZM211 262V263H212ZM94 263H91V264H94ZM109 264H110V260H109V262H108ZM121 263V262H120ZM119 263V264H120ZM133 263V260H132V262H131V264ZM141 263V262H140ZM141 263V264H142ZM174 263V262H173ZM4 264V263H3ZM17 264V263H16ZM83 264V263H82ZM103 264H107V263H105L104 261H103ZM122 264H124V262H122ZM126 264V263H125ZM128 264H130V262H128ZM146 264V263H145ZM187 264H194V263H187ZM213 264H215V263H213ZM241 264V263H240ZM245 264H248L247 262L245 263Z\"/></svg>",
    "mask_w": 264,
    "mask_h": 264
},
{
    "label": "crops",
    "instance_id": "3",
    "mask_svg": "<svg viewBox=\"0 0 264 264\" xmlns=\"http://www.w3.org/2000/svg\"><path fill=\"white\" fill-rule=\"evenodd\" d=\"M33 55H34V53H32L31 52V55H27V58L29 57H33ZM54 69H56V68H54ZM55 79H57V78H55ZM60 79V78H59ZM54 79H53V77L51 78V81H49L50 82V85H52L51 87H52V90L55 88V85H56V83L55 84H53L54 83ZM55 82H57V84H60L59 82V80L57 81H55ZM57 86H58V89H57ZM59 88H60V86L59 85H56V89L58 90V92H57V90L56 89H54L52 92H54V93H56L57 95H58V93H59V96H60V91H59ZM55 90H56V92H55ZM54 93H52V95H51V97L53 96V94ZM56 94H54V95H56ZM59 96H53L54 98H51V101L53 100L54 102H53V104H56V106L57 107H59L60 106V99H57ZM56 98V99H55ZM60 98V97H59ZM59 100V101H58ZM56 101H58V102H56ZM50 104H52V102L50 103ZM51 107V109H50V111H51V113L55 110V111H59V109H60V107L58 108V109H54L52 106L53 105H50ZM0 110H1V107H0ZM3 110V109H2ZM1 110V111H2ZM1 111H0V124H1V122L3 121L2 119H4V117L5 116H3L4 115V113H5V111L3 110V112H2V114H1ZM54 111V112H55ZM53 112V113H54ZM60 112V111H59ZM59 112H56V113H54L52 116H51V114L50 115H47V117L48 118H44L43 120H45V122H43L42 123V125H43V127L44 126H46V128H47V126H49V128L48 129H51V123H53L54 121V123H58L59 124V126H58V124L56 125V124H54L53 123V125L55 126V129H54V127H52V129H54V131L52 132V136H54L53 137V142L51 143V146L50 147H52V150L50 149V151H51V153H52V156H53V153L55 154V152H56V156H53L52 157V159L53 160H55V159H57L58 158V156H60V152L58 153V155H57V148H59L60 147V145H58V144H60V140H59V136H60V120H59V117H60V114H58V116H57V113H59ZM6 114V113H5ZM3 116V117H2ZM58 117V118H55V117ZM55 119H54V118ZM54 119V120H53ZM56 119H57V121L58 122H56ZM42 120V121H43ZM41 121V122H42ZM51 121V122H50ZM45 124V125H44ZM47 124V125H46ZM2 125V124H1ZM52 125V126H53ZM56 126H58L57 128H56ZM59 128V129H58ZM57 133H56V132ZM56 134H58V135H56ZM57 136V137H56ZM55 138V139H54ZM57 138V139H56ZM58 143V144H57ZM54 144V145H53ZM55 144L57 145V146H59V147H57V146H55ZM54 146V147H53ZM49 147V148H50ZM53 148L55 149V150H53ZM59 159H60V157H59ZM58 159V161L57 162H59L60 160ZM53 162H55V161H53ZM58 164V163H57ZM56 164V165H57ZM59 166H60V162H59V164H58ZM57 165V166H58ZM59 169H60V167H58ZM13 168H11V169H9V170H12ZM13 171H18V170H16V169H13ZM18 173H20L19 171H18ZM22 174V173H21ZM25 175V174H24ZM23 175V176H24ZM26 177H27V175H25ZM24 176V178L22 177V181L23 182H25V183H30V184H32V182H31V180L29 179V177L26 179V177ZM1 193H3L2 191H1ZM39 193H41V191H39ZM4 194V193H3ZM20 195H19V193H16V195H14V197H19ZM15 209H13V208H10L7 212H4V213H0V221L2 220V219H4L5 218V220L7 219L8 220V218H9V221L10 222H6L5 220L3 221H1V223L2 224H4V225H7V232H5V233H1L0 234V245H5V247H7L8 249H9V252L11 251V249H12V247H13V245L15 244V245H18V246H21V245H23V244H25V243H29V241H35L36 239H37V224L36 223H32L31 225H30V229H29V226H28V224L27 223H25V227L24 228H22V229H19V230H17V229H13V227H11L12 225V222H11V217H13V216H16V215H20V213L17 211L16 213H14L15 211H14ZM38 213L40 214V215H42L43 217L44 216H47L48 215V212H47V210L45 209V208H40V209H38ZM11 215V216H10ZM13 215V216H12ZM16 218V217H15ZM17 219H18V217H17ZM17 221V220H16ZM18 227V226H17ZM13 229V230H12ZM10 231V232H9ZM58 231L60 232V224H59V226H58ZM9 232V233H8ZM18 232V233H17ZM94 233H96V235H98V232L96 231H94ZM99 236H101V234L99 233Z\"/></svg>",
    "mask_w": 264,
    "mask_h": 264
},
{
    "label": "flooded vegetation",
    "instance_id": "4",
    "mask_svg": "<svg viewBox=\"0 0 264 264\" xmlns=\"http://www.w3.org/2000/svg\"><path fill=\"white\" fill-rule=\"evenodd\" d=\"M14 32V31H13ZM0 231H3V233H5V232H7V228L5 229V228H0ZM2 233V232H1Z\"/></svg>",
    "mask_w": 264,
    "mask_h": 264
}]
</instances>
